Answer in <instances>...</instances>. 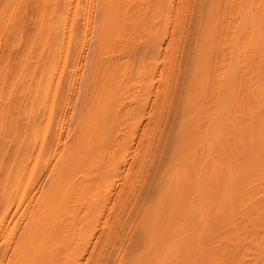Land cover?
I'll return each mask as SVG.
<instances>
[{"label": "bare ground", "instance_id": "bare-ground-1", "mask_svg": "<svg viewBox=\"0 0 264 264\" xmlns=\"http://www.w3.org/2000/svg\"><path fill=\"white\" fill-rule=\"evenodd\" d=\"M41 1L42 2H40V0L37 1V2L41 3V5L39 4L37 6L38 8L36 7L38 10L41 6L45 7L46 13H48V14L50 13L49 16H53L52 14L54 12H56V15L53 16V18L56 17L57 20L55 18L54 19H52V18L47 19V17L44 16L46 18L42 17V19H43V21L44 20L45 21L44 22L42 21L43 23L40 22L41 23L40 24L39 20L36 18L38 20V23H39L38 24L39 28L41 27L40 25H42V24L44 25V27L42 26L43 31L41 30L42 27L40 28V31L44 33V34L41 33L42 37L44 35L45 41H46V43H48L47 45L49 46V42L51 40L55 41V43L57 41V43H58V41L61 42L60 40L64 39V36H65L64 31H62L61 33L59 32V30H58L59 26L58 25H60V23H63V21H66L67 19L65 17L62 21L61 16L58 14V10L65 9L68 12L67 13L68 15H69V12H70V15H71V13H73V17H71V16L70 17L67 16V17L71 18V20H70L71 24H70L69 30H71V27H73V24H74V27H73L74 30H72V31L75 32L76 23H73V21H75V18H76L77 20L75 22H77L80 19L79 17H81V16L78 17L76 15H80V14L82 15L84 12L85 13L87 12L86 13L87 16L90 17L89 12H90V10H92V8L89 9L87 6H89L90 5L89 3H91L89 1H93V0H41ZM27 2H26V5H27ZM81 2L83 4H81ZM199 2L203 3V6L206 4V6L203 7L204 9L202 8V10L198 8L199 10L197 11V13L199 12L201 14H198L199 15L198 17L195 16V18L197 17V20L199 19V17L201 19L199 21L200 22V31H199V27L196 28V29H198L199 32L197 31V33H195L197 35L194 34L193 39L195 38V41H192V45H191L193 47V48L191 47V49L194 50V53L192 54L193 58L190 57L191 59H190L189 63H192V65L189 64L190 68L187 66V68L190 72L186 71L185 73L180 74L182 76L183 74L185 75L187 72L189 73L188 79H185L184 76H182L184 80H187V82L185 81L186 82L185 88L182 87L185 85L183 83V81H182V84H184V85L181 84V86H180V87H182L181 89L184 92V93H181L182 91L180 90L181 96H179V97H182V95H183V97H182L183 99L179 98L182 100V102L180 100L178 101V103L180 102V104L182 105V106H178V108L179 107L182 108V116H181V118H178L179 124H178V122H174V124H173L174 126L176 124H178V127H177V125L175 127L177 130L179 128V130L175 133V138L172 139V138L168 137L170 135L169 132L173 131L172 128H171V131H168L169 135H167L165 132H163L165 130L160 128V126H159L160 121L155 120L158 124L156 122H155L156 124L155 123L154 124L159 126L158 128H160V129L157 128L156 129L157 131H155V132H153L154 130H152V132L154 134H152V132H151L152 135L150 138H152V136H155V134L157 132L156 136L160 135L159 139L157 138V140H156V142H157L156 146L153 144L154 139L149 140L150 142L152 141L153 143L152 142L150 143L148 141L146 143L147 139H145V141L143 140L144 142L143 141L141 142V146H143L145 143H146V145L148 143L151 145L148 144L146 147H145V145L143 146L145 149L147 148V150H144L143 147H141V150H144L145 153H144V151L141 152V154L144 153V155L142 158L141 157L139 158L138 163H140L141 159L144 160L143 158H145V155H147V156H148V154L151 155L152 152H149L148 150L151 151L152 144L155 147H157L159 145L162 147L161 144L165 145L164 148H165V153H166V150L169 149L171 147L170 145L173 144V143L171 144L169 142V140L171 139L170 141H172V142H174V140H175L173 147H172L173 150L170 152V150L172 148L169 149L168 152L171 154H169L167 152V154L170 155V156H168L166 154L167 158L165 157L166 155L165 156L163 155V157L165 159H168L166 161V163L168 162L167 165L165 164L163 157L162 158L160 157L161 160L158 161V164H161V162L163 160L164 161L163 163L165 165L162 163L163 164L162 167H164V166L165 167L163 169L161 167V165H159L160 168H162V171H159V169H160V168H158L159 166L157 167V170H158L157 172H162V173H160V176H159L158 181H157V192L154 193L155 196L153 197V195H151L153 198L152 197L150 198V193H148V195H149L148 200L144 199L145 204H143L142 196L137 197L139 195V192L140 191L142 192V190L139 191V189L137 188L139 191L138 192L136 190L138 194H136L134 192L133 193H134V196L136 197V200L138 201V203L135 202V198L133 197L134 201L131 200V202L133 201L136 204L133 202L129 203L130 207L132 205L131 209H130V207L127 208L128 205H125L124 208H127L131 211L130 213L127 211L128 215H127L126 219L127 220L131 219V220L126 222L127 220H123V218H122V222L119 221V223L124 224V225H121V228L124 230L121 232H122V234L126 233V236L122 237V238L120 237L118 240H116V237H117V235L120 236L121 232L116 235L113 232H109V231H112V228H116L115 226L118 224L114 225V223H118L117 220L121 219L122 216L118 215V213L114 215V217H113L114 222L112 221V225H111L112 227L110 226L111 228H109V231H108L110 235H107L109 237L106 236L109 240V238L111 239V237L116 235V236H114L115 237L114 239H111V241L113 240L112 242L115 241L114 243H115V245H117V247L114 246V244H112V243H111V246L119 248L117 251H116V248H113V253H112L113 255L111 254V258L113 259V264H264V0H208L207 3H204V1L199 0ZM28 3L30 4V6H32L33 5L32 3H35V1L33 0L32 3L31 2H28ZM99 3H103V4H100V7L102 5V9L97 5V7H99V9H101L102 11H100L96 7L95 3L93 4V7L97 8L98 12H99V14H97V9H95L96 10L95 13L97 14L95 16H98L100 21L97 20L99 23L97 21L94 22V23L97 22L96 24H99V25H97L99 27L96 26L99 31L98 30L95 31V32H97V34L99 32V35H98V37L94 36V37H96V39L98 38V40H97L98 44H96L97 42H95V45L97 47H95V45H93L95 47V51H93L91 53H93V57H94L95 61L98 62V60H99L100 64L98 63L99 66L95 67L94 70L89 73V76H87L88 78L85 77L88 79V80L86 79L87 84H86V81H84V83H83L86 86L85 89L87 88V92L83 89L84 92H86V96L84 95V92H83V95L86 97L85 98L86 100L84 99L85 100L84 114H86V115L88 114V115L87 116L84 115V117H85L84 119H83V116H82V119H78L79 124H77L78 121H77V123H75L76 124L75 127H77L78 125L82 126V123L84 120V123L86 124V126H88V128L85 126L84 123H83L84 124L83 126L86 127L87 129L84 128L83 126L82 127L78 126V127L83 128L84 133L88 131L87 132L88 134H89V127L90 128L93 127L92 133H94V134H92V135L93 136L95 135V138L97 137V134L99 135L101 133V132H99L100 126H98V125H100V121H101L102 117L106 116L107 118L105 120L107 121V119H109V116L112 113H113L112 116H115L114 112L116 113L117 111L118 112L121 111L123 113V111L126 109L125 104H123L122 101H123V97H124V86L126 84V76L129 75V72L131 70V65H130V63L128 64L127 62H125V64L121 63L122 60L124 62V60L127 59L126 57H128V56L131 57V59H132L133 55L131 56V54H136V53H137V57L139 59V54H138V53H140V52H138L139 49L145 50V47H147L148 49L145 51L146 54L149 53V50H150L151 53H153V55H154V56L153 55L150 56L149 54H147L146 56L144 55L145 59L147 58L148 61L151 60L149 57L153 58V63H152V60H151V64L149 62V64L151 66H155V70H152V72L153 73L157 72L156 68L159 69V67H160L159 66V61H160L159 58L163 55L162 54L160 56V53L162 50L161 45H162V42L164 41V40L161 41V38L168 37L167 35L169 34L168 32L170 30V28H169V30H166L167 28L165 26V27H162L163 29L161 32L160 27H161V25H163V22L165 20L169 19V18L165 17L166 19L162 20L163 16H165L166 14L168 16H170L171 14H168V13L173 12L172 4L174 3V0H104V1L99 2ZM19 5H21V4H19ZM19 5H16V6H19ZM83 5H85V6H83ZM198 5L201 6V4H199V3H198ZM16 6L15 7L13 6L15 9V13L21 12L18 10L16 11V8H17ZM4 7H6L5 11H4V9L1 8L3 11V14L7 11V9L9 10V7L7 8V5L6 6L4 5ZM20 7L21 6H19L17 9H19ZM81 7L87 8V11H85L86 10L85 8H84L85 10H83ZM89 7H91V6H89ZM78 8H80L79 10L81 12L83 11V13H81L80 11H77ZM166 9H168L167 10L168 13H166ZM42 10L45 13L44 8ZM2 11H0V12H2ZM41 11H39V12L41 13ZM76 11H77V14H76ZM185 11H187V10H185ZM93 12H94V10H93ZM44 13L42 15H44ZM95 13L92 14L93 17H95L94 16ZM174 13H175V9H174ZM194 13H195V10L190 15L194 16ZM29 14H30V12H29ZM48 14H46V15L48 16ZM57 14L59 17L57 16ZM185 15H187V13ZM185 15L184 16L182 14L180 15V18H181V16H183L181 20H183L184 17H186ZM1 16L2 15H0V17ZM15 16H16V14H15ZM84 16L85 15H83V17ZM3 17H4V15H3ZM6 17L7 16H5V18ZM173 17H174V15H173ZM14 18H16V17H14ZM40 18H41V15H40ZM90 18H92V17H90ZM175 18L179 19V15H177ZM27 19H25V20H27ZM81 19L83 21V18H81ZM84 19L88 20L87 18H84ZM37 20H33L34 22L31 21L33 23L32 25H34L35 28L37 29V30H35L36 36L35 37L33 36V34H35V33L32 31L31 32L33 34H30V35H32L33 38H32V36L31 37L27 36L28 38H31L32 40H34V39L36 40V37L39 36V34H40L39 29L36 26L37 23H35V21H37ZM58 21H59V23H58ZM169 21L173 22L171 20H168L167 22L170 23ZM86 22L89 23L88 21H86ZM161 22H162V24H161ZM180 22L179 23L177 22V24L178 25L182 24V22L181 23ZM83 23L85 24L84 21H83ZM183 23H184V20H183ZM90 25H91V23H90ZM166 25H168V24L166 23ZM183 25H186V24H182L181 27H183ZM87 27H88V25L86 26V28ZM167 27H170V25ZM55 28L57 29V32H56ZM86 28H85V30H86ZM93 29L95 30L94 27H93ZM93 29H92V31H93ZM177 29H178V26H177ZM179 29H180V27H179ZM9 30L10 29L8 28V31ZM69 30H67V33ZM163 30H165V31H163ZM181 30L182 29H180V31ZM37 31L39 32V34L37 33ZM72 31H71V33H73ZM79 32L82 33L80 30H79ZM165 32L168 33L166 36H165V34H166ZM69 33H70V31H69ZM83 33H85L84 34L85 36L87 35L85 31ZM142 33L144 34L143 38H141L143 35ZM19 35L20 34L18 33V36ZM88 35H89V33H88ZM68 37H70V36H68ZM74 37H77V36H74ZM79 37H82V36H79ZM79 37H77V38H79ZM94 37H93V42H94ZM145 37H146V39H144ZM77 38H75L74 40L72 39L73 44L75 46L71 42L72 41L71 37L69 39H67L68 43L70 44V42H71V45L74 48L76 46H79V44H81L79 41L82 42V40H81L82 38L79 40ZM125 38L126 39L130 38L127 40V41H129L128 43H127ZM31 39L29 41L30 42L29 45L27 46V47L30 46L29 48H31V41H32ZM41 39L42 38L40 36L38 41H42ZM124 39L126 41L125 43H124ZM141 39H142L143 43L148 41L147 42L148 44L147 43L145 44L147 46H144L142 43V46H141L142 48L139 47V43L142 42ZM64 40H66V39H64ZM67 40L65 42H67ZM75 40H77L79 44L78 43L75 44L74 42H77ZM88 40H90V37ZM138 40L140 42L136 43ZM43 41H44V39H43ZM85 41L83 40L84 47H85ZM117 42L121 43V44L124 43V44L120 45V48H121L120 49L121 51H119L120 54L116 52V50L117 51L119 50V49H117L119 47V44ZM194 42H195V44H193ZM0 43H1V41H0ZM34 43H32V44H34ZM38 43L36 41L35 44L38 45L39 47L36 46L35 44H34V46H36V48L38 47V50H39L40 48H43V46H41V45L44 42L40 43L41 45H39ZM135 44H138V47H139L138 50H137V48H136L137 46H135ZM66 45H67V43H66ZM71 45H69L67 48L65 46L66 50L70 49ZM86 45H88V44H86ZM110 45L113 48H111ZM140 45H141V43H140ZM63 46H64L63 44H60V49L57 51L58 53L57 52L56 53L58 54V59H59L60 64L63 60V57H66L65 59H66L67 64H68L69 60H71L68 57L70 54L68 55V52L66 53ZM72 46H71V48H72ZM116 46H118V47H116ZM47 47L44 46V48H47ZM94 47H92V48H94ZM36 48H34L35 50L32 48V51H36ZM58 48H59V46H58ZM74 48H72V49H74ZM134 48H136V51ZM48 49H49L48 55H46L47 53H45L46 49H44L45 51H41V55L43 53L42 57L45 56V59L47 56H48L47 58H49L50 56L53 55V52L51 51V44H50V48L48 47ZM79 49L80 50L78 52L80 54L83 53V50H84L83 45H80ZM85 49H86V47H85ZM96 49H97V51H96ZM112 49L113 50L115 49V51H114V52H116V53H114L115 55L119 54L121 56V61H117V59L115 58L116 56H114V54L112 52ZM191 49H190V51H192ZM26 50L24 51L23 54H28V51H26ZM40 50H42V49H40ZM76 50H78V47H77V49L75 48L73 50V53ZM92 50H94V49H92ZM64 51L67 54V56H66V54H64ZM133 51H135L136 53L135 52L133 53ZM78 52L76 51L75 53H78ZM17 53H18V50H17ZM75 53H74V55L76 57L77 54H75ZM94 53H96V54H94ZM143 53H144V51H143ZM143 53H142V56L140 53V58H141L142 62H144L142 65H140V63H142V62H140L141 60L138 61V59H136L137 58L136 55L134 56L135 58L132 59V62L135 61L134 63H132L130 61L129 57H128L129 59H127L128 62L130 61L132 63V68L135 67L137 64H139L138 66H141L139 69H137V66H136V68H133L134 73H132L133 70H131L132 77H135L136 74L138 76H139V74L143 76L142 72H140L143 70L144 75H147V76L149 75V79L151 80V78H153V76L150 77V74H149L150 71L149 70L152 67L150 66V69L146 68V66L149 67L148 66L149 64L147 63L148 61L146 62L145 59L144 60L142 59V58H144ZM37 54L40 55V51H39V53L37 52L36 55ZM80 54H79V57L81 56ZM123 54H125V55H123ZM164 54H166V52ZM33 55H34V57L37 58V56H35V52H33ZM33 55H31V56H33ZM39 55H38V58L41 56V55L40 56ZM90 55H92V54H90ZM105 55L109 58H107ZM110 55H112L111 56L112 60L110 58ZM122 55L125 57L123 58ZM148 55H149V57H147ZM156 55H158V57ZM168 55L165 58H168ZM104 56H105V58H104ZM172 56H173V54L170 57L171 60H169V63H170V65L171 64H173V65H171V67H169V68H174V63H172L173 62ZM34 57L29 56V58H31L30 61H28L29 59H27V58H26L27 60L25 58L23 60V61H25V62H23V64L27 62L30 65V67L28 64H25L23 66V64L20 62L21 64L18 63V65H20V66L17 69L18 70L21 69L22 71H25V70H23V68L28 66L32 72H33V67H34V69H36V71H38L37 70L38 68H35L37 66V64L36 65L34 64V62H36L37 60H35L36 58L34 59ZM42 57H40V58L42 59ZM70 57H71V55H70ZM81 57H80V59H81ZM85 57H86V55H85ZM90 57H92V56H90ZM90 57L88 55L87 59L88 58L90 59ZM5 58L2 57L0 59H5ZM40 58H39V60H41ZM51 58L52 57H50L49 59H51ZM73 58H74V56H73ZM73 58H72V60H73ZM113 58L115 61H113ZM154 58L156 60L157 59L159 60V61L157 60L158 61V67H157V62H155L156 60H154ZM9 59L11 60L13 58L9 57ZM9 59L7 57L6 61L8 60L7 62H9L10 63L9 65L11 66L12 62H10ZM32 59L34 60V62ZM49 59H47V60H49ZM75 59L78 62L79 59H77V58H75ZM82 59H83V57H82ZM85 59H83V60H85ZM91 59H93V58H91ZM109 59H110V61H109ZM118 59L120 60V58H118ZM127 60H125V61H127ZM136 60H137V62H136ZM0 61L3 62L4 60H0ZM6 61H5V63L7 64L6 65V73H7L8 63ZM38 61H37L38 65L43 62V60H41V63ZM55 61H56V59H55ZM55 61L51 62L49 60L48 62L46 61V63H48V64L51 63V65H52V63L55 64ZM112 61H113V63H111ZM1 62H0V64H1ZM29 62L34 64V66H32V64H30ZM77 62L76 63L74 62L76 65L75 64H72V65H75L77 67ZM108 62H110V64H112V66ZM145 62L147 63L146 66H145ZM90 63H92V62H90ZM126 63H127V65H126ZM79 64H80V62H79ZM134 64H136V65H134ZM21 65L23 66V68ZM80 65L78 66V68L80 67ZM122 65L126 66L125 70H123L124 68H122L123 67ZM1 66H3V65L1 64ZM39 66L42 69V70L40 69V72H38L39 78L37 76L35 78V76L33 75L35 81H37L36 83L39 84V85H37L38 87H36V89L40 90L39 87L41 88V86H42L41 89L42 90L45 89L43 91H45L47 96L49 97V95L51 94L50 92H52V91H50V88L56 87V90L55 91L53 90V91L57 92V90H58L57 86L59 87L58 84L60 82L62 83V81H64L63 78L66 76H64V74L62 75V72H59L57 70L58 68L54 67L56 65L52 66L53 69H51L52 67H50V66H45V65L43 66V63H42V65H39ZM42 66H43V68L46 67V69H47L46 74H45V72L43 74V70L44 71H46V70L43 69ZM109 66H110V69H109ZM129 66H130V68L128 69ZM13 67L15 68L14 65H13ZM13 67H12V69H13ZM47 67L49 69L53 70V72L50 70V72H51L50 77H49ZM90 67H89V69H90ZM143 67H144V69H141ZM9 68L11 69V67H9ZM29 68L27 71H29V73H30ZM73 68H75V67L72 66V70H74ZM10 69H8V71H9L8 74L10 73ZM17 69L16 68L13 69L14 71H16V72H14V74L15 73L16 74L13 77H15V76L18 77L22 73L21 70H20L21 71L20 72ZM24 69H26V68H24ZM152 69H154V68H152ZM1 70L2 69L0 67V78L2 76H4V75H2L3 73L6 74L4 68H3L4 72L3 71L1 72ZM55 70H57V71H55ZM109 70H111V71H109ZM117 70H119L118 72H120V70H121V72L123 74V75L119 76V79H118L119 73L117 75H115L117 73ZM127 70H128V72H127L128 74L126 73L127 75H125V71H127ZM138 70H140V71H138ZM145 70H147L149 72L147 73V72H145ZM170 70H172V69H170ZM27 71L23 73V78H24V81L25 80L27 81V79H28L27 82H29L30 76H29V73ZM36 71L34 70L35 73H36ZM41 71H42V73H41ZM135 71H137V73ZM17 72H19L20 75H17ZM32 72H31V74H32ZM70 72H71V70H70ZM74 72H75V70H74ZM152 72H151V75L153 74ZM167 72L170 73L169 77L167 76L170 81H168V79L166 77L165 79H167V82H166V80H164V84L166 86V83H167V86H169V85L171 86L174 82V80H173V82L171 83L172 78L174 77L173 75H175L174 74L175 71L173 70L171 72V71L167 70ZM12 73H13V71H12ZM12 73H10V74H12ZM72 73H73V71H72ZM131 73H130V75H131ZM168 73H165V74L167 75ZM171 73H173V74H171ZM52 74H55V75H52ZM12 75H10L9 77L12 78ZM25 75L28 76V77H26L27 79H25V77H24ZM71 75L72 74H70V76ZM130 75H129V77H131ZM137 75H136L137 81H136V78L135 79L131 78V80H133V79L134 80L131 81V84L133 83V85L130 87L133 88V86L135 85L134 81L137 83L136 85H138V87L144 81L146 82L145 84H147V86H148V83L150 80L147 78V76H144L143 77L144 81L141 80L142 82L140 81L141 83H139L138 80L140 78ZM61 76H64V77L61 78ZM72 77H73V79H76V76L74 77L72 75ZM155 77H156V75H155ZM170 77H171V79H170ZM182 77H181V79H182ZM185 77H187V76H185ZM3 78L5 80V77H3ZM6 78H7V76H6ZM16 78H14L15 80L12 79L10 81L11 83H6L10 79H6L5 84H4V82H2L3 83L2 87L4 85L7 86V84L10 86V84L12 85L13 83H15V85H17L16 87H15V85H13L15 88H11V86H10V89H8L9 86H7L6 90L3 89V90H5L4 93H6V91H7L8 94L10 95L12 92V94H11V97H12L13 91H8V90L16 89L20 85L18 87V90L16 89L17 90L16 94L18 96H20V95L23 96V98H24L25 94H27V99H28V95H29L28 93L31 89L29 91L27 90L28 93H27V91H25L26 92L25 93L23 90V86L21 87V85L25 84V82L22 80L23 78H21V79H19V77L17 78L22 83L24 82L23 84L22 83L19 84L20 81L17 80ZM37 78L39 80H36ZM60 78L62 79V81L60 80ZM145 78H147V80H149V81H146ZM157 78H159V77H157ZM67 79H69V75L66 78V82L68 83ZM2 80L3 79H1V81ZM17 81H18V83L16 84ZM152 81L153 80H151L150 83H152ZM74 82H75V80H74ZM2 83H0V84H2ZM179 83H181V82L179 81ZM28 84H26L27 86L24 85L25 90H26V87H27V89H29ZM131 84H130V82L128 83V85H131ZM145 84H142V85H144L143 86L144 88H147V86ZM60 85L62 86V84H60ZM70 85L71 84H69V87H70ZM142 85H141V89L143 90L142 92L140 91L141 90L140 88H138L136 86L134 87L135 89L136 88L139 89V90L137 89L139 94H140V92L142 93L141 94L142 96L139 95L138 97L141 96L142 98H144L147 95L148 97L150 96V98H151V94L154 92L152 90H151L152 93H151V91L150 92L147 91L146 89H144L142 87ZM153 85L150 84V86L154 87ZM5 86H4V88H5ZM61 86L59 88H61ZM150 86H148V87H150ZM20 87L22 88V90ZM130 87L129 88L127 87V88L130 90ZM166 87L164 88L165 94H167ZM19 88H20V90H19ZM71 88H72V85H71ZM83 88H84V86H83ZM167 88H169V87H167ZM170 88L168 89V91L170 90ZM173 88H174V86H173ZM183 88L185 91L183 90ZM68 89L69 90H67V87H66L65 90H67V92L64 91V94H65V92L67 94L71 93L70 88H68ZM133 89H131V90H133ZM147 89L150 90V88H147ZM156 89H154V91ZM3 90H1V91H3ZM95 90H97V92ZM131 90L129 91V93H131ZM18 91H23L25 94L23 95V94H21V92H18ZM68 91H70V92H68ZM144 91H145V93H143ZM31 92L33 93V91H30V93ZM42 92L41 93L39 92V93L43 94L41 96H44V97H41V96L40 97H41V99L43 98V101H44V99L47 96L44 94L45 92H43V93ZM74 92H72V94ZM32 93H31V96H32ZM48 93H50V94H48ZM129 93H127V96H126V97H128L129 100L131 99V97H133L132 95L137 94V92H132L133 93L132 95ZM159 93H158V95H161V92H159ZM1 94H3V93L1 92ZM8 94H4L3 96L0 95V97L1 96L4 97L5 95H6L5 97H9ZM53 94L55 95L56 93H53ZM72 94H70V95L72 96ZM165 94H164V96L161 97V100H160L161 103H156V101L154 102V104L156 106L160 105V108H161V106H162V108L165 107V105L167 104L165 100H168L166 98L168 96H165ZM15 95H13V97ZM54 95L51 94L52 98ZM65 95H64V97H65ZM128 95H131V97L129 98ZM162 95H163V93H162ZM167 95H169V94H167ZM18 96H15V98L18 99L19 98ZM31 96H30V98H31ZM55 96L53 99H56L57 96L56 97ZM134 96H135L134 97L135 100L139 99V102L138 101L136 102L133 99V101L136 102V103L134 102V104L138 105L137 103H139L140 111L145 112L144 108L147 105V102H146L147 97L145 99H143V102H141L140 101L141 98H138L137 95H134ZM33 97H32L31 101H34ZM15 98H13L11 103H13ZM52 98H51V100H52ZM19 99H22V98H19ZM66 99L63 100V102H62L63 105L59 101H53L52 102V101H49L50 99L48 101L45 100L44 101L45 103L48 102L47 105H50V106L52 105L51 108H49L50 106L49 107L48 106L46 107V105L43 106L44 108L45 107L47 108L46 110H48V112H47L48 114L46 113L47 116L44 112H42V111L46 112V110L39 111L38 107H37L41 102H42L41 103V107H42V105L45 104V103L43 104V101H41L40 103L38 102L39 104L37 106L34 102H33V104L29 103V101H30L29 99H28L29 101H27V100L24 101L27 103V104L25 103L26 106L28 105V103L30 105L35 104V107H36L35 109L38 110L37 113L39 112L38 114H36V111L34 110V107H33L32 113H30V115L27 116V117H29L27 119L28 120L27 122H29V125L32 129V132L34 133V135L32 133H29V134H32V135H30V137L31 136L37 137L35 132H36L37 128H38V131L36 133L40 132L39 129L41 127V122L45 119L46 121L45 120L44 121L47 123H45L44 121L43 122L45 123L47 128L45 129L44 127H41V129H45L46 131H47V129L48 130L50 129L49 131H52L51 127H53L55 125V127H53L55 129L52 128L53 131L51 132V133H53L56 130L54 132V136H55L54 138L56 139L55 142L57 143V145L63 144V146H65L63 151L62 152L60 151L61 154L58 153V156L60 155V159L58 157L59 161L58 162L56 161L57 163L55 162V164H54L55 167H53V170H49L52 167L51 165H50L51 167H49V166H48L49 168L47 167V164L49 162L52 164V162L49 161L47 163L48 159H46V157H45L46 155L48 156L50 153L53 157L56 153V150L51 151V149H50L52 144H53L52 142H54L53 141L54 139H50L49 137H47V136L51 135L50 132H49L50 135L47 134V136L45 138L44 134H42L43 130H41L40 136H42V135L43 136L39 137V138H42V139L40 140L39 138H34L35 141L39 140L38 141L39 144H37V145H36L35 141L32 145L29 144L32 142L28 141L27 142L29 145L28 148L30 147L29 150H27V148L22 150L23 148H25V146H23L24 143H22V145H21V142L17 143V145L19 144L18 147H21V146L23 147V148L21 147L20 150H15V148H16L15 146H17L16 144H15V146L13 145L14 150L13 149L9 150L8 149L9 147L8 148L6 147L10 152L9 158H11V159H9L7 157V153H5L7 151V149L5 151L4 146L6 144V141L9 140V142L13 141L15 143V141H17V139L15 140L14 137L12 139H14L15 141L12 139H8V138H11L10 136H8V137L6 136V135L11 134V133H9V130H8V129H10V127H8L7 124H6L7 127H6V125L4 126V124H0V125H2L1 127L4 126L5 128H8V129H4L5 130L4 133H3V130L0 129V131H2V133H3L2 134L3 137L0 135V139L2 140V141H0V145H2V146L4 145L3 146L4 149L2 147H0V149L1 150L3 149V151H4V152H1V150H0V154L5 153L4 156H6L9 159V161L10 162L12 161L13 163L15 160L19 161V159H21V157H20L19 159L13 160L12 157L15 153L17 154V155L15 154L17 157L21 156L22 154H26L25 157H24V155L22 157H24L25 162H26V158L28 161L27 162L28 164L23 162L21 159L20 162H18L19 164L16 161H15V164H12V162L10 163L7 161L8 163L7 162L6 163L8 165L4 164L5 162H3V164L5 166L0 165V264H80L79 258H80V256H82V254L83 255L86 254V253H83V252H85L86 247H84L82 249V251L80 253H78L76 246L73 245V239L75 238L74 236L76 235L77 225L82 227V225L84 224L83 225V227H84L87 223H90L93 227L92 230H90L93 232V233L91 232V234H95L94 229H96L98 227L99 223L101 222L102 214L104 213V211H106V205H108L110 207V204L109 203L106 204V203L109 202L108 199L111 202V199L108 197H110V195H112L111 194L113 192L112 189H114V188L112 187V189H111V186H113L114 185L113 183H115V182L113 180L114 178H112L111 181H109V180L115 174V170L117 169V166L119 163L118 159L121 160V153H122V155L124 154L122 156V159H123L124 156L128 155L127 154V152L129 151L128 148L132 147L131 146L132 144L129 145L128 141H130L132 137H133L131 140L132 142L135 139L134 135L137 134V133H135L136 130L133 131L135 134L133 133L134 135H132L131 129H138L134 126L135 122L138 123V120H139V119L137 120L138 116L134 111H132V112H134L133 114L136 115L134 117L135 120L132 121V123L134 122L133 123L134 125H132L131 121H129V120H131V118H132L131 116L133 114H132V112L130 113V111H129V114H127V115L128 116H130V114H132V115L130 117H128V116L124 117L125 118L124 120L126 122L124 126H125V128L126 127L128 128L129 126H127V125H130V123H131L130 126H133L135 128L129 127L130 130H129V128L128 129L126 128V130H125V128L123 126L122 127L118 126L121 124V122L124 123V120H121V122H118V120L120 121V117L122 114H119L120 112L116 113L117 114L116 116L117 117L119 116L118 117L119 119L116 118L115 121H117V122H115V123L116 124L118 123V124L117 125L114 124L115 126L112 129V131H114V133H111V134L112 135L116 134L119 131V128H122V129L124 128L123 130L125 131V134H126V132L128 133V131H129L128 134L131 133L130 136H132V137H130L129 135H128L129 138L125 137L126 135L124 134V131L121 132L122 131V129H121V131H119V132L123 133L124 135H122L121 133L119 134V132H118V134L121 137L122 136L124 137L123 138L124 141L122 140V138L120 139V140H122V142L124 144L122 142H118L119 140H117V139L120 137L119 135H116L118 138L115 135H113L114 137H116L114 139H112L113 136L111 135V138H109L106 141L107 145H108V142L110 143L111 140L112 141L115 140L117 142L116 143L117 146L119 143V146H121V147L124 146L123 148H124L125 152L126 151L127 152L125 154V152L122 151L123 148L122 149L116 148V145L112 144L113 142L110 143L111 144L110 147L113 145L112 147L115 150L117 149L116 151H120V150L121 151L116 152L115 150H113L109 147L110 152H111V150H113L114 152H116V154L119 156V158L112 151L111 157L109 158V161L107 163V168L104 171L103 175L98 173L101 176V178H100V176H98L96 174L97 171L95 170L96 167L94 166L97 164V160L95 159L96 157L94 158L96 161H94V159H91L95 155L92 157L89 156V154H88L89 150H86V147H85L88 145V143H85V142H87V141L90 142V141L94 140V137L91 140L87 139L89 137V135H86L87 133L84 134L83 131L82 130L80 131V129L78 127L77 128L74 127L76 130L75 131L72 130L73 131L72 134L69 135L68 132H65L66 134L68 133L66 136L69 135V138H72V142L70 143L71 139H69L67 137H66V140L67 139L69 140V141L67 140L68 143L65 139H64V141H62V137L64 134L63 125H64V123H66V118H65L66 115H64L63 112L65 113V111H68V109L63 111V112H61L62 111L61 109H63L66 106H68L70 108V106H69L70 102H72V100H73V99L72 100L70 99V96H69V99L71 101L69 99L67 101ZM148 100H149V98H148ZM15 101L16 102L18 101L17 104L19 105V100H15ZM15 101H14V104H16ZM83 101H81L80 106H82ZM131 101H132V99H131ZM131 101H129V102H131ZM133 101L131 103H133ZM162 101H165V103ZM20 102H22V101H20ZM49 102H50V104H49ZM56 102H57V105H59V103L62 105L61 106L62 108L60 107V111H59V109H57L59 107H56V105H55ZM87 102H88V104H87ZM53 103H55V104H53ZM162 103H164L165 105ZM178 103H177V105H178ZM14 104H12V105H14ZM89 104H91V105H89ZM94 104H96V105L98 104L99 108L97 105L95 108L93 107L95 110L92 109V106H95ZM114 104H116V105H114ZM0 105H1V102H0ZM18 105H15L14 107H16V106L18 107ZM87 105L89 107H87ZM121 105L125 108L124 110H123V107H121ZM135 105H132V109L134 108L133 106H135ZM142 105L143 106L145 105V107L143 108ZM155 105L153 107H155L157 109V107ZM111 106H113V107L111 108ZM28 107H30V106H28ZM53 107L54 108L56 107L55 110H58V111L56 112L53 110L54 111V113H53V111H52ZM100 107H101V109H100ZM107 107H109L108 112H106ZM118 107L120 109L121 108L122 109L120 110ZM148 107H150V105H148ZM86 108L88 109L87 112H86V110H87ZM90 108L92 111L93 110L96 111L99 109L100 111L98 110L96 113L101 114L102 115L101 118H100L99 114H97V117L99 116V118H97L96 114L94 115V113L91 110H90V112H92V113H90L89 112ZM115 108L116 109L118 108L119 110L116 111ZM155 108H154V110H153V108L151 109L153 111L149 110L150 114H152L153 112L155 114L156 113L158 114L160 108H159V106H158L157 110H155ZM162 108L160 110L161 113L163 111H165L166 107L164 108V110ZM175 108H177V106ZM31 109H32V106H31ZM4 110L7 112L6 108H4ZM28 110H26V111L29 114V111H31V110H29V111ZM128 110H130V109H128ZM128 110L126 109V111H128ZM0 112H2L1 109H0ZM3 112L0 113V117H3L4 114H6V112L4 114H3ZM59 113L60 114L62 113V115L60 117H59V115H60ZM68 113H69V111H68ZM68 113H67V115H68ZM54 114H57L59 118L57 119V116ZM89 114H91L92 117L90 116V118H89ZM147 114H148V112L146 113V115ZM7 115L8 114H6L5 117L3 118L4 121L8 117ZM93 115H94V117H93ZM124 115H122V116H124ZM152 115H150V116H152ZM154 115H153V117H154ZM161 116H162V114H160V116L157 118L155 116V118L156 119L159 118L161 120ZM68 117H69V115H68ZM88 118L90 121L89 124H91V123L93 124V122L95 124L96 121L99 122V124L96 123L97 127L95 125L92 126V124H91V126H89V124H87ZM91 118H93V120H95V119H97V120L93 121ZM85 119H87V120H85ZM90 119L92 120V122ZM127 119H129V120H127ZM173 119H175V115H174ZM173 119H170V121H174ZM74 120H75V118H74ZM52 121H53V124H52ZM108 121H109L108 123H110V120H108ZM176 121H177V118H176ZM7 123H8V121H7ZM44 123L42 125H44ZM173 125L171 127H173ZM154 126H153V128H154ZM94 128H95V130H94ZM116 129H118V131ZM176 129H174V130L176 131ZM77 130L80 131L79 135H76V134H78ZM115 130H116V132H115ZM159 130H161V132H159ZM21 131H22V128H21ZM21 131H20V133H21ZM27 131H29V130H27ZM76 131H77V133H76ZM90 131H91V129H90ZM175 131H173V132H175ZM74 132H75V134H74ZM158 132L161 134H159ZM162 132H163V134H162ZM22 133H25V132L23 131ZM164 133L167 137L163 136ZM4 134L8 140L7 139L4 140ZM83 134H84V136H83ZM25 135H26V133H25ZM73 135H74V137H73ZM80 136H82V138ZM85 136H87V138H86L87 141L85 139ZM100 136L102 137V134H100L98 136V138H96L94 140L95 142L92 141L89 143V145L92 144L93 150H95L96 152L99 151V153L97 152L98 154H100V151L104 150L103 146L106 143V142L105 143L102 142L103 145L100 144L101 143V141H99L100 140L99 138H101ZM172 136H174V133ZM155 137H153V138H155ZM162 137H164V138H162ZM31 138H33V137H31ZM79 138H81V141H79ZM160 138H162V139L167 138L166 141L168 140L167 143H168V146H170V147L166 149V147H168L167 144H165L166 141L163 142V140ZM96 140L98 141L99 145H101V146L97 145L96 147L99 146V148H102V149L98 150L96 147L94 148L95 145H93V143L97 144ZM3 141H5V142H3ZM23 141H25V140H23ZM32 141H33V139H32ZM50 141L52 144L51 143L49 144ZM63 142L64 143L66 142L67 144H64ZM132 142H130V143H132ZM125 143H127L128 145ZM9 145H10V143H9ZM125 145L128 146V148ZM7 146H8V142H7ZM63 146H62V148H63ZM52 148H54V147H52ZM17 149H19V148H17ZM54 149H56V147ZM161 149H163V148H161ZM152 150H155V149H152ZM12 151H13V155H12ZM14 151H15V153H14ZM105 151L104 152L102 151L101 152L102 154L100 156H102L103 153L107 154L109 152L108 149H107L108 152L107 151L105 152ZM9 152H8V154H9ZM46 152H47V154H46ZM57 152H58V148H57ZM130 152H131V149H130ZM109 153H108V155H109ZM119 153H120V155H119ZM15 155H14V157H16ZM87 155L90 157V163L88 165H87V163H88L87 160H89L88 159L89 157ZM108 155H103V156L109 157ZM0 156L2 157L3 155H0ZM159 156L160 155H158V158H159ZM1 157H0V160L3 158V157L2 158ZM107 157H105V158H107ZM150 157L152 158L151 161H153V159L156 158L155 156L154 157L150 156ZM7 158H5V159L8 160ZM43 159L47 160V161L44 160V162H46V165H44L43 163L40 165V163L43 162V161H41ZM54 159H55V157H54ZM76 159H77L76 164H78V160L81 161L82 159H85L87 161L86 162L83 160L82 163L80 162L81 164L79 163V165L77 166L78 169L81 168L80 169L81 171L78 170L77 167H75L76 166V164H75L74 167H75V170L77 169L78 173L80 172V173L85 174V172H88V170H91L87 166H89L90 164L91 165L94 164L92 166L95 168L92 169V171H90L88 173L91 175L90 177H92L95 173L96 175H94L93 178L97 177V179H98V177H99V179L101 181V182H98L99 180L97 181L96 178L95 179L91 178V179L95 180L96 182H94L93 180H90L89 179L90 177L86 176V175H89L88 173H86L84 176H85V178L88 177V178H86V180L89 179L90 181L88 180L85 182V180H84L85 178L83 179L84 181H82L81 180L82 178L79 179L80 175H82V174L77 176L78 173L75 172L74 169L72 170L74 172L75 176L79 177L78 179L81 180L82 182H84L83 184L86 183V188L89 185V182L94 183V184L97 182L99 183V185H98L99 187L97 186L98 189L95 186H93V188H96L93 190L94 191V197L92 195L93 192L91 195L87 192L88 193L87 194L88 199H89V197L94 198V199H90L91 201L90 200L88 201V202H91L90 204L86 200H84L85 197H83L84 198L83 201H85V203L87 202L86 204H89L88 209L86 208L87 209L86 210L87 215L85 214L86 212H84V216L86 215L85 217L82 216L83 213H81L80 211H79L80 214L78 213V209L81 210V208H79L78 206L80 203L79 201H81L82 198L78 199L79 203L77 201H75L76 197L73 194H74V192L76 193L77 189L76 190L73 189L74 190V192H73V190L71 188H66V185L71 183L73 181V179H75L76 177L74 175H72L73 174L72 173L71 174L72 177H70V178H73V177H75V178H73L72 180H69L70 178L68 176L69 179L67 181H64L66 176L69 175L66 172L70 168V165L73 163V161H76ZM125 159L126 160H121V161L122 162L128 161L127 157ZM2 161L0 163H2ZM22 162H23V164L25 163L26 165L25 164L20 165V163H22ZM83 162L85 163L84 164L85 166L87 165L86 167L88 168V170H86L87 168L83 165ZM143 163L138 164V165H141V167L143 165V167H144ZM81 165L85 168V171H83V172H82L83 167ZM91 165H90V168H91ZM124 165H126V164L124 163ZM156 166H157V164H156ZM138 168L140 171L141 168L140 167H138ZM155 169H156V167L154 168V170ZM141 170H143V169H141ZM93 171H94V173H91ZM48 173H49L50 179L47 176ZM135 175H134V177H135ZM84 176H81V177H84ZM109 176H110V178H109ZM136 176L138 178V174ZM116 177H118L117 174H116ZM107 178L109 180H107ZM48 179L50 181H48ZM138 179L135 178V181L131 182L134 189H135V185L138 184V183L137 184L135 183L136 180H138ZM150 179H149V181H150ZM79 180L77 181V179H76L73 182L77 181L76 182V184H77L79 182ZM105 180H107V182L108 181L111 183L113 182L112 183L113 185L111 183H109V184L106 183ZM44 181H46L45 185L43 184ZM47 181H48V183H47ZM81 181L79 182L80 185L82 184ZM65 182H68V183H66V185H65L64 184ZM104 182L106 184H104ZM133 182L135 183V185ZM138 182H139V180H138ZM95 185H97V184H95ZM71 186H72V183H71L70 187ZM77 186H78V184H77ZM77 186H76V188H77ZM138 186H136V187H138ZM73 187H74V185H73ZM89 188H88L89 191L90 190L92 191L93 188L92 187H89ZM131 188H132V186L130 187V189ZM79 190H81V189L78 188L77 191L79 192ZM110 190H112V191H110ZM69 191L73 192L72 195H71V193H69ZM151 192H154V191H151ZM69 194H70V196H69ZM80 194H81V191H80ZM80 194L78 193L79 197L82 196ZM76 195H77V193H76ZM142 195H143V193H142ZM73 197H75V198H73ZM139 198H141V200H139ZM129 201H130V199H129ZM75 202H77V204ZM139 203H140V205L142 203L143 207H142V205L140 206ZM75 204L78 206L75 207L76 206ZM82 204H84V202H82ZM123 205H120V207L123 208ZM134 205L136 207L137 206H140V208L142 207L141 212H140V208L137 207V208H139L138 209L139 214L138 213L135 214L138 210H136L137 208L134 210V208H135ZM87 206L88 205L85 206V204H84V207H87ZM124 208H123V210H124ZM75 209L77 210V212ZM62 210H63V212L64 211L65 212L63 213ZM84 210H85V208H84ZM132 210H134V214L136 215V217L132 213ZM76 214L81 215L82 218L80 216H77ZM125 214H126V212H125ZM130 214H133V215H130ZM76 216L78 217L77 219L81 218L82 221L83 222L85 221V222L84 223L82 222L83 224L82 223L80 224L81 220H77V224H76ZM115 216H116V218L118 216H120V218L118 217L116 219ZM133 216L135 218H132ZM99 219H101V220H99ZM124 221L126 222V224L124 223ZM83 227L81 228V232L83 231L82 230ZM117 227H120V226L118 225ZM86 229H84V230H86ZM96 230H98V229H96ZM86 231L88 233L90 232L88 229ZM85 232H82V234H81L84 237V239H86L85 238L86 235L87 236L89 235L88 233L86 235H84ZM131 233L133 234L132 235L133 238H131V240H130L129 234H131ZM91 234L89 236H91ZM112 234H113V236H112ZM92 236H94V235H92ZM91 237H88V239H90ZM88 239H86V241ZM92 239L93 238H91V240ZM92 241H95V240H92ZM95 242L97 243V241H95ZM118 243H120V245H118ZM89 244H91V243L88 242L87 245H89ZM102 244H101L102 246L100 245V249H101L100 254L103 255V253H105L103 251L106 248L107 244L105 245V242H103ZM103 246H104V249H102ZM107 246L109 247V245H107ZM88 250H89V248H88ZM114 251H116V252L114 253ZM109 262H112V260L110 261V259H109Z\"/></svg>", "mask_w": 264, "mask_h": 264}, {"label": "rangeland", "instance_id": "rangeland-1", "mask_svg": "<svg viewBox=\"0 0 264 264\" xmlns=\"http://www.w3.org/2000/svg\"><path fill=\"white\" fill-rule=\"evenodd\" d=\"M0 1H1V2H0V11H2V9H4V11L6 10V9H5L6 7H4V5H5V6L7 5V8L9 7V10L7 9V11H6L4 14H3V11L0 12V15H2V16H1L2 18L0 17V29H1V30H0V41H1L0 45L2 46V47L0 46V47H1V48H0V54H1V55H0V58H2V57H3V58H5V57L7 58V57H8V59H9V57L13 58V59H11V60L9 59L10 62H12V63H11V66L9 65L10 63L7 62L8 60L6 61V58H5V59H0V60H4L3 62L0 61L1 64L3 65V66H1V64H0V67H1V69H2L1 72H2V71L4 72V70H5V73H6V65H7V64L5 63V61L8 63L7 73H6V74H4V73L2 74V73H1V74L4 75V76H2V77L0 78V83L4 82V84H5L6 79H10V80H8V82H6V83H11L10 81H11L12 79H14V78L17 77V76L13 77V76L16 74V73L14 74V72H16V71H14L13 69H15V68L17 69V68L20 66V65H18V63H19V64H21V63L23 64V62H25V61H23L24 58H25V59L27 58V59H29L28 61H30L31 58H29V56H30V57H34L33 52H35V56H37V58H38V55H39V54L36 55V53H37V52L39 53V51H40V55H41V51H45L44 49H46L45 53H47L46 55H48V53H49V52H48V50H49L48 47L50 48V44H51V51L53 52V55L50 56V57H52V58L49 59L50 57L47 58V57H48V56H47L46 59H45V56L42 57L43 53H42L41 56L39 55L40 57H42V59H41L40 57H39V58H40L41 60H43V62H42V63H43V66L45 65V66H50V67H52V66L56 65V66H54V67L58 68L57 70H58L59 72H62V75L64 74V76H66V77L61 76V78L64 77V78H63L64 81H62V79L60 78V80L62 81V83L59 81L60 83H59L58 85H59V87H60V86H61L60 84H62V86H61V88H59V87L57 86V88H58L57 92H54V91L56 90V87H55V88H50V91H52L53 93H56L55 95L57 96V97H56L52 92H50L52 95H54V96L56 97V99H53L54 96H53V98H52L51 94L48 93V94H50L49 97H48L47 94H46V92L43 91V90H45V89H43V90L41 89L42 86H41V88L39 87L40 90L36 89V87H38L37 85H39V84L36 83L37 81H35L34 76H35V78H36V76L39 78V76H38L39 73H38V72H40V69H41L40 66H39V65H42L41 60H39V58L37 59L36 57H34V59L36 58L35 60H37V61L39 60L38 62L41 63V64L38 65L37 61L34 62V60L32 59L33 62H34V64H35V65L37 64V66H38V67H37V66L35 67V68H38V69H37L38 71H36V69H34V67H33V72H32V71L30 70V68H29L30 65H29L27 62L24 63L23 66H24L25 64H28V65H29V67H28V66H27V67L29 68L30 73H29V71H27V70H28L27 67H24V68H26V69H24L23 66L21 65L22 68H23V70H25V71H22L21 69H19V70L17 69L18 71H20V70L22 71L21 75H20L19 72H17V75H20V76H18V77H19V79H21V78H23V73L27 71V72L29 73V76H30L29 79H30V80H29V82H27V81H28V79L26 78V77H28V76H26L27 74L24 76L25 79H27V81H26V80L24 81V78L22 79V80L25 82V84H23L24 82L22 83L19 79H17L18 77H17L16 79L20 81L19 84H21V83L23 84V85H21V87L23 86V90H24V92L27 91V90L29 91L30 89H31L30 91H33V93L31 92V93H32V96H31L30 91H29V93H28V91H27V93L29 94V95H28V99H29L30 101L32 100V97L34 96V97H33V98H34V101H31V102H30V101L27 99V94H25L26 92L24 93L23 91H18V92H21V94H23V95L25 94V96H24L25 99H24L23 96H21L19 93H18V94H19L20 96H18V95L16 94V92H17V90H18V87L20 86L19 84H18L19 86L16 88L17 90H16V89L8 90V89H10V86H11V88H15V87L17 86V85H15V83H13L12 85L10 84V86L7 84V86H9V88L7 89L8 91H13V95L16 94L15 96H18L19 98H22V99H19V98L17 97L18 99H16L15 96L13 97V95H12V97L15 98L14 101H15V100H19V105L17 104L18 101H17V102L15 101L16 104H14V101H13V103H11V101L13 100V98L11 97L12 92H11L10 95L8 94L7 91H6V93H4L5 90H6V88H7V86L4 85V86H5V88H4V86L2 87L3 83L0 84V95H2V96H3L4 94H8V95H9V97H5L6 95H5L4 97H2V96L0 97V98H1V99H0V102H1V105H0L1 108H0V109L2 110V112L4 111V112H3V114H4V113L6 112V111L4 110V108H6V110H7L6 114H8V115H7L8 117L6 118L5 121H4L3 118L5 117L6 114H4L3 117H0V124H4V126L7 124L8 127H10V129H8V128H5L4 126H3V127H4V128H3V127H1L2 125H0V129L3 130V133L5 132L4 129H8V130H9V133H11V134L6 135V136H7V137L10 136L11 138H8V139H12L13 137L15 138V140L17 139V141H15L14 139H12V140L15 141V143H14L13 141H11V140H10L11 142H9V140H8V139L6 138V136H5V134H6V133H5V134H4V140L7 139L8 141H6V144L4 143L5 146L3 145L5 149L3 148L2 145H0V147H2L5 151H6V149H7L8 147H9V148H8L9 150H10V149H13V150H14L13 147L15 146V144L17 145V143H20V142H21V145H22V143H24L23 146H25V148H23V147L20 145V146L23 148L22 150H24V149H26V148H27V150H29L30 147L28 148V146H29L28 143H27L28 141H31L32 143H29V144L32 145V144L34 143V141H35L34 138L42 137V136H43L42 134H44V137L46 138L47 134L50 135V133L53 131V129H55V128H53V127H55V125H54L53 127H51V130H52V131H49L50 129H49V130L47 129V131H46L45 129L47 128V126L45 125V123H47V122H45L46 120L44 119L45 121H44V120H43V121H44L45 123L42 121V122H41V127H44L45 129H41V127H40V129H39L40 132H41V130H43V131H42L43 133L41 134L42 136H40V132H39V133H36V132L38 131V128H37V130H36V132H35V134L37 135V137H36V136H35V137H34V136H31V137H33V138H31L30 135H32V134L34 135V133L32 132V129H31L30 125H29V122H27V121H28L27 119L29 118V117H27V116H29L30 113H32L33 107H34V110L36 111V114L39 113V112L37 113L38 110H39V111H41V110H46V109H47L46 107H47V106H48V107L50 106V105H47V104H48L47 101H48L49 99H50L49 101H52V102H53V101H59V102H61V104H62L63 100L67 98L66 100L68 101L69 96H70V99H71V100L73 99L72 102H70V105H69L70 108H69L68 106L64 107V106H65V105H64V106H63L64 108L61 109V110H62L61 112L65 111V110H67V109H68V111H69V113H68V111H65V113L63 112V114L66 115V117H65V118H66V123H64V125H63V127H64V134H65V135L63 134V137H64V138L62 137V141H64V139L66 140V137L69 138V135L72 134V132L76 130L75 128H77L78 126H81V125H78L77 127H75V126H76L75 123H77V121H78L77 124H79V120H78V119H82V116H83V119H84V118H85L84 115H85V116L88 115V114H87V115L84 114V111H85V107H84V105H85V100H86V99H85V98H86L85 96H86L87 88L85 89L86 86H85V84H83V83H84V81H86V79L88 78L87 76H89V73H90L91 71H93L95 67L99 66L98 63L100 64L99 60H98V62L95 61V59H94V57H93V53H91V52L95 51V47H97V46L95 45V42H97L98 38L96 39V37H94V36H97V37H98V35H99V32H98V34H97V32H95L96 30H98L97 27H99V26H97V25H99V24H96V23L98 22L97 20H99V18H98V16H95V15L99 14L98 9H99V7H100V4H103V3H99V2H102V1H104V0H101V1H100V0L89 1V2H91L92 4L89 3V4H90L89 6H91V7H89V6H87V7H88L89 9L92 8V10H90V12H89V11H88V12H89V14H90L89 16L92 17L93 19L87 16V14H86L87 12H86V13H85V12L83 13V11L81 12V11L79 10L80 8H78L77 11H80V12L83 13V14L81 15V14L78 12L80 15H76V16H78V17L81 16V17H79V18H80V19L83 18V21L85 22V24L83 23L82 19L80 20L78 17H77V18L79 19V21L75 22V21L77 20V19L75 18V21H73V23H76V26H75V27H76V30H75V32L72 31V30H74V28H73V27H74V24H73V27H71V30H69V28H70V24H71V21H70L71 18H69V17H70V16L73 17V13H71V15H70V12H69V15H68V14H67L68 12H67L65 9H63V10H62V9L58 10V14L61 16L62 21H63V19H64L65 17H66V19H67V20L65 19L67 22H66V21H63V23H60V25H58V26H59V28H58L59 32L61 33L62 31H64L65 36L67 35L66 37L64 36V39H66V40L69 39L70 37H71V40H72V39L74 40L75 38H77V37H79V36H82V37L77 38L78 40L82 38V39H81L82 42L79 41L81 44H79L77 40H75V41H77V42H74V43H75V44H76V43L79 44V46H76V47H75L76 49H77V47H78V50H76L77 52L80 50V49H79V48H80V45H83V49H84V50H83V53H81V54H80L79 52H78V53H75L76 51H74V53L77 54L78 57H79V54H80V55L83 57V59L86 58L85 60H83L81 56H80L81 59H80V57H79V58H78L77 56L75 57V55H74V53H73V50H74L75 48L71 45V42H72V44H73V40H72L71 42L69 41L70 44L68 43V40H67V42H65L66 40H64V39H62L63 41L59 39L61 42L58 41V43H57V41H56V43H55V41L51 40V41L49 42V46L47 45L48 43H46L45 38H44V35H43V37H42V34H41V33H43V32L40 31V28H41L42 26L44 27V25H43V24L40 25L41 27L39 28V27H38V26H39L38 24H39L40 22L43 23V22L45 21V20L43 21V19H42V17H44V16H46L47 19H48V18H49V19H51V18L54 19V18H55V19L57 20V18H56V17L53 18V16L56 15V12H54L55 14H54V13L52 14L53 16H49L50 13H49V14L46 13L45 7H43V6H41V7L39 8V10L37 9V8H38L37 6H38L39 4L41 5V3H40V2H42L41 0H40V2H37L38 0H37V1L34 0L36 4H35V3H32L33 0H32V1H31V0H30V1H29V0H26V1H25V0H0ZM27 1H28V2H31L33 5L31 4L32 6H30V4H29ZM197 1H198V2H197ZM202 1H204V3H207L208 0H202ZM18 2H19V3H18ZM26 2H27V5H26ZM185 2H186V3H185ZM189 2H190V3H189ZM6 3H7V4H6ZM12 3H13V4H12ZM94 3L96 4V7H97V5L99 6V7H97L98 9L93 7V4H94ZM198 3L201 4V6L198 5ZM19 4H21V5H19ZM28 4H29V5H28ZM34 4H35V5H34ZM81 4H83V3L81 2ZM12 5H13L14 7H15L16 5L21 6V7L19 8L20 10L17 9L19 6H16V7H17V8H16V11L18 10V11H21V12H18V13L16 12V13H15V9H14V7H13ZM25 5H26V6H25ZM42 5H43V4H42ZM187 5H188V6H187ZM34 6H35V7H34ZM83 6H85V5H83ZM83 6H82V7H83ZM205 6H206V4L203 6V3H200L199 0H181V1H180V0H174V3L172 4L173 12H172V13H168V12H167L168 9H166V13L171 14V15H170L171 17L168 16V15L166 14L165 16H163V19H162V20H164V19H166V18H169L168 20H171V21H173V22H170V21H169L170 23H168V22H167L168 20H165L166 22H165V21H164V22L162 21L164 26L161 25V27H160V28H161V30H160L161 32H162V29H163L162 27H165V26H166V28H167V29L165 28L166 30H169V28H170V30H169V32L167 31L169 34L166 33V32H165L166 34L164 33L165 36L168 34V35H167L168 37H166V38H165V37L161 38V41H163V40H164V41L162 42V45H161V46H162V48H161L162 50H161L160 56L163 54V55H162L163 57H162V56H161V57L159 56V57H160V58H159L160 61L157 59V60L159 61V66H160L159 69L156 68L157 72H154V73H153L152 70H155V66H151V65H150V64H151V60H152V63H153V58L149 57V55L152 56L153 53H151L150 50H149V53H147V54H149L147 57H149V58L151 59V60L148 61L147 58L145 59V56L147 55L145 51H146L148 48L145 47V50H144V49H139V47H141V46H142V43H143L142 39H141L142 42H140L139 40L136 42V43H138V42L141 43V45H140V43H139V47H138V44H135V46H137V47H136L137 50L139 49L138 52L141 53V56H142L143 51H144V53H145V54L143 53V57H144V58H142V59H143V60L145 59L146 62L148 61V62H147L148 64H149V62H150V64L148 65L149 67L146 66L147 63L145 62V66H146V68L150 69V66H151L152 68H154V69L151 68V69L149 70L150 72L147 71V70H145V72H147V73L149 72L150 77L153 76V78H151V80H153L152 83H150L151 80L149 79V75H148V76H147V75H144L143 70L140 71L141 69H144V67L141 68L140 70H138V71L142 72L143 76L140 75L139 73H138V74H139V76H138V75L136 74L137 71H135V72H136L135 74L140 78V79L138 80L139 83L142 82L141 80L144 81V79H143L144 76H147V78L150 80V81H149V80H147V78H145L146 81H149V83L147 82V83H148V86H150V84H151V85L154 84V85H153L154 87H152V86L148 87L147 84H145V83H146L145 81H144L143 83H141V85H142V84H145V85L147 86V88H150V90H148L147 88H144V87H143L144 85H142V87H143L144 89H146V90L149 91V92H150L151 90L154 92V93H152V91H151V93H152V94L150 93V94H151V98H150V96L148 97L146 94H145V95H146L147 98H146V97H144V98L141 97V96H142V95H141V94H142L141 92H142L143 90L141 89V85H140V84H139V85H140L139 87H138V85H136L137 83H136L135 81H134L135 85L133 86V88H134L135 86L138 87V88H140V89H141V90H140V91H141L140 94H139V92H138V90H139L138 88H136V89L134 88V89H135V90H134L133 88L130 87V86L133 85V83L131 84V81H133V80L136 78V75H135V77H132V73H134L133 68H136V66H137V69H139V68L141 67V66H138L139 64H137V65L134 64V65H136V66L132 68V63L135 62L134 60H133L134 62H132V59L135 58V57H134L135 55H136V57H137V53L135 52V51H136V48H134L135 51H133V53L135 52L136 54H131V56L133 55V56H132V59H131V57L128 56V57L130 58V61H131L132 63H131L130 61L128 62V60H127V59H129L128 57H126L127 59H125V60H127V61L124 60V62H123V60H122V62H121V63H123V64H125V62H127L128 64L130 63V65H131V70H133V72L131 73V70H130L129 75H130V73H131V75H130L131 77H129V75H127V74H128V73H127L128 70L125 71V75H127V76H126V84H127V85L125 84V86H124V97H123V101H122L123 104H125L126 109H127V110L130 109V110L126 111V109L121 105V107H123V110H124V109H125V110L123 111V113H122L121 111H119V112H120V113H119L117 110H119L120 108H119V107H118L119 109H118V108H117V109L115 108L116 111H117L119 114H122V115L125 114L124 116L121 115V117H120V121L118 120V122H121V120H124V119H125L124 117H125V116H128L127 114H129V111H130V113H131L132 111H134V112L137 114V116H138V118H137V120L139 119V120H138V123L135 122V125L133 124L134 122L132 123V121L135 120L134 117L136 116L135 114H133L134 112H132V114H133L134 116H133L132 114H130V116L132 115L131 117H132L133 119L131 118V120H129V119H127V120L131 121L132 125H134V126H135L136 128H138V129H131V131H132V132H131L132 135H134L135 133H137V134L134 135V136H135V139L133 140V142H134V141H135V142L133 143V142L131 141L132 138H133L132 136H130L131 133L128 134L129 131L127 130L128 133L126 132V134H125V131L123 130V129L125 128V126H124L125 123H126L125 120H124V123L121 122V124L118 125L119 127H122V126H123V127H124L123 129H122V128H119V127L117 126V127L119 128V131H121V129H122L121 132L124 131V134L126 135L125 137H128V135H129L130 137H132L131 140L129 139L130 141H128L129 145L132 144V145H131L132 147H129V148H128V146L125 145V146L129 149V151H128L129 153L126 151L128 155H127V156H124L125 158H126V157L128 158V159H127L128 161H125V162H122V161H121V160H126L124 157H123V159H122V156H123L124 154L122 155V153H121V160L118 159V162H119V163H118L117 169L115 170V174H114V176L111 175V176H112L111 178H110V176H109L110 180L107 178V180H109V181H111V179L114 178L113 180H114V182H115L116 184L112 182V183L114 184V185H113L111 182H109V181L107 182V180H105L106 183H108V184L111 183V184L113 185V186H111V189H112V187H113L114 189H112V190H113V192L111 193L112 195H110V197H108V198L111 199V202H110V200L107 198L109 202H107L106 204L109 203V204H110V207H109L108 205H106V211H104V213H103L104 215L102 214V217H103V218L101 217L102 220L99 219V220H101V222H100L99 225H98L99 228H98V227L96 228V229H98V230L94 229V230H95L94 233H95L96 235H95V234H91L92 231H90V230H92L93 227H92V225H91L90 223H87V224L85 225L86 227L84 226L85 228L83 227V225H84L83 223H84L85 221L83 222L81 218H82V216H84V212H86V210H87L88 207H89V204L91 203V202H88V201H89L90 199H94V198H92V197H89V199H88V198H87V194L89 193V194L91 195L92 192H93L92 195H93V197H94V191H93V190L96 189V188L98 189V187H99V186H98V185H99L98 182H101V181H100L99 177H98V179H97V177H95V178L97 179V181L99 180L97 183H95V184H97V185H95L94 183L89 182V185H90V186L88 185L87 188H86V183L83 184L84 182H82V181L85 180V182H86V181H88L89 179H90V180H93V179H95V178H93V177H94V175H96V174H97L98 176H100L99 174L103 175L104 171H105L106 168H107V163H108V161H109V158L111 157L112 151L115 150V149L112 147L113 145L110 147V145H111L110 143L113 142L112 144H115V145H116V148H119V149H122V148L124 147V146H123V147L119 146V143H118V146H117V144H116L117 142H116L115 140H114V141L111 140L110 143L108 142V145H109V146L107 145V142H106L109 138H111V135H112L111 133H114V131H112V129H113V127L115 126L114 124H116L115 122H117V121H115V119H116V118L119 119V118H118L119 116H118V117L116 116V115H117V114H116L117 112H116V113L114 112L115 116H112V114H113V113H112V114L109 116V119H107V121L105 120L107 117L104 115L105 117H102V119H101V121H100V125H98V126H100L99 132H101L100 134H102V137L100 136L101 138H99V139H100L99 141H101L100 144L103 145V143L106 142V143L104 144V146H103L104 150H102V151L104 152L105 150L107 151V149H108L109 152H110L109 147H110L111 149H113V150H111L110 153L107 151V152L109 153V155H108V153H107V154L103 153V155H108L109 157H107V156H103V155L100 156V155L102 154V153H101L102 151H100V154H98L99 151H97V152H98V153H97L95 150L92 149V148H93V147H92V144H90L91 146L89 145L90 142H92V141L95 142L94 140H95L96 138H98V136H99L100 134H99V135L97 134V137L95 138V135H94V136L92 135V134H94V133H92V132H93V131H92V128H93V127H91V128L89 127V134L87 133L88 131L85 132V133H87L86 135H89L88 138H87V136H85V139L87 138V139H90V140H91V139H93V137H94V140H92V141H90V142L87 141V139H86L87 142H85V143H88L89 146L87 145V146H85V147H86V150H89V151H88L89 156L92 157V156L95 155V156L92 157L91 159H94V158L96 157L95 159L97 160V164H96L95 162H94V163H95L96 165L92 164V165H94L96 168L93 167L91 164H90V165H91V168H90V165L87 166V165L90 163V157L87 155V156L89 157V158H88L89 160H87L88 163H87L86 166H87L89 169H91V170H88V168L84 165V164H85L84 162H83V165L87 168L86 170H88V172L92 171V169L95 168V170L97 171V173L95 174L94 171L91 172V173H94V175H93L92 177H90L91 175H90L88 172H85V174H86V173L89 174V175H86V176H89V177H90L88 180H86V178H88V177L85 178V176H84L85 174L80 173V172H79V173L77 172V169H78L77 166L79 165L80 162L82 163L83 160L86 161V160H85V159L87 158V157H86L85 159H82L81 161L78 160V164H76V163H77V159H76V161H73V163L70 165V168H69L68 171L66 172V173H68L69 175L66 174V175H67L66 178L64 177V178H65L64 181H67L70 177H72V175L75 176L74 172L72 171L73 169L75 170V167H77V169L75 170V172L78 173L77 176L80 175V174H82V175H80V178L75 176L76 178L73 177V178H75V179H73V178H70V179H69V180H72V179H73V181L77 179V181H78L79 179L82 178V179H81L82 181L79 180V182H80V181L82 182V184H81L82 186L80 185L79 182L77 183V184H78V186H77V184H76L77 181H75V182H73V181L71 182V181H70V182L72 183V186H71V187H70L71 183H69L70 185H69V184L66 185V183H68L69 181H68V182H65L64 184L66 185V188H71L72 190H73V189H75V190L77 189V190H78V188L81 189V190H79V192L76 190L77 195H78V193L80 194V191H81V194H80V195H82V196H80V197H79V195L77 196L76 193H75L74 190H73V192H74L73 195H75V197H76V199H77V200L75 199V201L78 202V199L82 198L81 201H79L80 203L78 202V203H79V206L76 205L77 202H75V203H76V204H75V205H76L75 207L78 206L79 208H81V210H79V209L77 208V209H78V213H79V214H80V212L83 213L82 216L79 215V214H76L77 216H80V217H81L80 219H77L78 217L76 216V224H77V220H81V221H80V224L83 222V223H82V224H83V225H82V227H83V229H82L83 231H82V232H85L87 229L90 231L89 233L86 231L85 234H84V233H83V234L86 235V234L88 233L89 235L91 234V236L94 235V236H92V237L89 236V235H88V236L86 235L85 238L88 239V237H91V238H93L92 240L97 241V243H96L95 241H92L91 238L88 239V240L86 241V239H84V237L81 235V234H82V232H81V228H82V227L77 225V227H76V228H77V231H76V235L74 236L75 238L73 239V245L76 246L78 253H80V252L82 251V249H83L84 247H86L85 252H83V253H86L85 255H83V254L81 253L82 256H80V255L78 254V255L80 256V258H79V263H80V264H113V259L111 258V254L113 253V248H116L117 245H115V243H114L115 241L112 242L113 240L111 241V239H114V238H115L114 236H116L117 234H119L121 231H124V230L121 228V225H124V224H123V223H119V221L122 222V218H123V220H127V219H126V217H127V215H128L127 211H128L129 213L131 212V211H130L129 209H127V208L130 207V206H129V203H132V202L134 201V200H133V197L135 198V202L138 203V201L136 200V197L134 196V193L138 194V193H137L138 189H139V191L142 190V192L140 191L141 193L138 191V192H139V195H138V196L136 195V196H137V197L142 196L143 204H145V203H144L145 200H148V196H149L148 193H150V198H151V197H152L151 195H153V197H154V196H155L154 193L157 192V181H158V178H159V176H160V173H162V172H157V171H158V170H157V167H158L159 165H161V167H162L163 164H164V163H163L164 161H165V164L167 165L168 162L166 163V161H167L168 159H165V158L163 157V155L165 156V155L167 154V152L169 151V149H171V148L173 147V144H174V142H175V140H174V142H172V141H170V140H171V139H170L169 142H170L171 144L173 143L172 145H170V146H171V147H170V146H168V143H167L168 140L166 141L167 138H166V139H162V138H164V137L166 136V135H165V133H166L167 135L170 134L168 137L174 139V138H175V133L179 130V128H178V130H177L176 127H175L176 125H177V127H178V124H179V119H178V118H181V116H182V108H181V107L178 108V106H182V105L180 104V102L178 103V101L180 100V101L182 102V100L179 99V98H182V97H183V95H182V97H179V96H181V95H180V90L182 91V89H181L182 87L185 88V86H186L185 83L187 82V80H184L182 76H184L185 79H188L189 73L187 72V73H188V74L186 73L187 75H186V74H185V75L183 74L182 76H181L180 74L185 73L186 71H189L188 68H187V66L189 67V64L192 65V63H189V62H190V59L193 58L192 54L194 53V50L191 49V47H192L191 45H192V41H195V38L193 39L194 34L197 33V31H198V29H196V28L199 27V31H200V22H199V21H200L201 18L199 17V19L197 20V17L199 16L198 14H201V13H199V12L197 13V11H198L199 9L202 10V8L205 7ZM36 7H37V8H36ZM82 7H81V8H82ZM180 7H181V8H180ZM1 8H2V9H1ZM43 8H44L45 13H44L43 10H42ZM84 8H85V7H84ZM84 8H82V9H83V10L86 9L85 11H87V8H85V9H84ZM100 8L102 9V5H101ZM190 8H191V9H190ZM193 8H194V9H193ZM198 8H199V9H198ZM40 9H41L42 11H41ZM95 9H97V14L95 13V12H96ZM101 9H99V10L102 11ZM174 9H175V13H174ZM203 9H204V8H203ZM13 10H14V11H13ZM93 10H94V12H93ZM185 10H187V11H185ZM194 10H195V13H196V14L194 13V16L190 15ZM201 10H200V11H201ZM36 11H37V12H36ZM39 11H41V13H40ZM77 11H76V14H77ZM184 11H185V12H184ZM203 11H204V10H203ZM24 12H25V13H24ZM29 12H30V14H29ZM47 12H48V11H47ZM92 12L95 13L94 16H95L96 18L93 17V15H92L93 13H92ZM201 12H202V11H201ZM14 13L16 14V16H15ZM23 13H24V14H23ZM36 13H37V14H36ZM43 13H44V15H42ZM178 13H179V14H178ZM184 13H185V14L187 13V15H185ZM39 14L41 15V18H40V15H39ZM46 14H48L49 17H48ZM58 14H57V16H58ZM181 14H182L183 16L185 15V16L187 17V18L184 17V19H183V20H184V23H183V20H181L183 16H181V18H180V15H181ZM3 15H4V17H3ZM26 15H27V16H26ZM83 15H85V16L83 17ZM173 15H174V17H173ZM177 15H179V19H176V18H175ZM5 16H7V17L5 18ZM21 16H22V17H21ZM67 16H69V17H67ZM86 16H87V17H86ZM167 16H168V17H167ZM195 16H197V17L195 18ZM14 17H16V18H14ZM20 17H21V18H20ZM46 17H44V18H46ZM58 17H59V16H58ZM99 17H100V16H99ZM165 17H166V18H165ZM172 17H173L174 19H173ZM7 18H8V19H7ZM17 18H18V19H17ZM27 18H28V19H27ZM36 18L39 20V23H38V20H37ZM61 18H60V19H61ZM68 18H69V19H68ZM84 18H87L88 20H86V19H84ZM100 18H101V17H100ZM170 18H171V19H170ZM25 19H27V20H25ZM41 19H42V20H41ZM58 19H59V18H58ZM89 19H90V20H89ZM94 19H95V20H94ZM172 19H173V20H172ZM8 20H9V21H8ZM33 20H37V21H35V23H37V25H36L35 23H34V24L37 26V28L39 29V32H40V34H39V32L37 31V33L39 34V36H37L38 38L36 37V40H35V39L32 40L31 38H28V37H31V36H32V35H30V34H33L32 32L35 33V32H36L35 30H37V29L35 28V26L32 25L33 23H32L31 21H33ZM40 20H41V21H40ZM68 20H69V21H68ZM85 20L88 21L89 23H87ZM176 20H177V21H176ZM178 20H179V21H178ZM196 20H197V21H196ZM5 21H6L7 23H6ZM26 21H27V22H26ZM42 21H43V22H42ZM59 21H60V20H59ZM59 21H58V23H59ZM90 21H91V22H90ZM95 21H97V22L94 23ZM99 21H100V20H99ZM180 21L182 22V24H186V25H183V27H181L182 24H179V25H180V26H179V25L177 24V22L179 23ZM185 21H186V22H185ZM11 22H12L13 24H12ZM33 22H34V21H33ZM65 22H66L67 24H66ZM162 22H161V24H162ZM181 22H180V23H181ZM10 23H11L13 26H12ZM41 23H40V24H41ZM68 23H69V24H68ZM86 23H87V24H86ZM90 23H91L92 26L90 25ZM98 23H99V22H98ZM166 23H167L168 25H166ZM187 23H188V24H187ZM83 24H84V25H83ZM9 25H10L11 27H10ZM28 25H29V26H28ZM64 25H65V26H64ZM67 25H68V26H67ZM87 25H88L89 28H88V27L86 28ZM93 25H94V26H93ZM169 25H170V27H167V26H169ZM84 26H85V27H84ZM96 26H97V27H96ZM177 26H178V29H177ZM43 27L41 28L42 31H43ZM93 27L95 28V30L93 29ZM179 27H180V29H182L181 31H180ZM8 28L10 29L9 31H8ZM33 28H34V29H33ZM56 28H57V27H56ZM56 28H55V30H56V32H57V29H56ZM72 28H73V29H72ZM85 28H86L87 31L85 30ZM91 28L93 29V31H92ZM175 28H176V29H175ZM186 28H187V29H186ZM32 29H33L34 31H33ZM67 30L70 31V33H69V31H68V33H69L70 35L67 33ZM79 30H80L81 32L84 30V31L86 32L87 35H86V36L84 35V34H85V33H83L84 31H83L82 33H80ZM89 30H90V31H89ZM175 30H176V31H175ZM28 31H29V32H28ZM31 31H32V32H31ZM65 31H66V32H65ZM71 31H72L74 34L71 33ZM88 31H89V32H88ZM98 31H99V30H98ZM163 31H165V30H163ZM184 31H185V32H184ZM199 31H198V32H199ZM30 32H31V33H30ZM90 32H91V33H90ZM18 33L20 34L19 36H18ZM26 33H27V34H26ZM88 33H89V35H88ZM95 33H96V34H95ZM43 34H44V33H43ZM142 34H143V33H142ZM142 34H141V35H142ZM162 34H163V33H162ZM162 34H161V35H162ZM198 34H199V33H198ZM29 35H30V36H29ZM72 35H73V36H72ZM78 35H79V36H78ZM145 35H146V34H145ZM192 35H193V36H192ZM195 35H197V34H195ZM17 36H18L19 38H18ZM27 36H28V37H27ZM33 36L35 37V36H36V33L33 34ZM33 36H32V38H33ZM40 36H41V38H42V39H41L42 41H38ZM68 36H70V37H68ZM74 36H77V37H74ZM143 36H144V34L142 35L141 38H143ZM146 36H147V35H146ZM162 36H163V35H162ZM20 37H21V38H20ZM73 37H74V38H73ZM85 37H86V38H85ZM89 37H90V40H88ZM93 37H94V42H93ZM59 38H60V37H59ZM164 38H165V39H164ZM5 39H6V40H5ZM14 39H15V40H14ZM20 39H21V40H20ZM28 39H29V40H28ZM30 39L32 40V41H31V48H29L30 46L27 47V46L29 45V43H30V42H29ZM43 39H44V41H43ZM125 39H126V38H125ZM125 39H124V43H125L128 39H130V38H127L126 41H125ZM144 39H146V37H145ZM144 39H143V40H144ZM13 40H14V41H13ZM83 40H84V41L86 40V41H85V47H86L87 50H86L85 47H84V42H83ZM6 41H7V42H6ZM36 41H37V43L39 42V43H38L39 45H41L40 43L44 42V43L41 45V46H43V48H44V46H45V47L48 46V47H47V48H44V49H43V48H40V49H42V50H40V49L38 50V47H39V46L35 44ZM87 41H88V42H87ZM121 41H122V40H121ZM144 41H145V40H144ZM161 41H160V42H161ZM180 41H181V42H180ZM24 42H25V43H24ZM34 42H35V43H34ZM62 42H63V43H62ZM64 42H65V43H64ZM89 42H90V43H89ZM128 42H129V41H127V43H128ZM147 42H148V41L144 42L143 45H144V46H147V45H145ZM9 43H10V44H9ZM11 43H12V44H11ZM32 43H34V44H35L36 46H38V47L36 48V46H34V44H32ZM59 43H60V44H63V45H64L63 48L65 49L66 53L68 52V55H69V54L71 55V57H70V55L68 56L69 59H71V60L68 59V60H69L68 64H67V61H66V59H65L66 57H63V60H62L61 64H60V62H59L58 54H57V53H58L57 51L60 49V44H59ZM66 43H67V45H66ZM82 43H83V44H82ZM117 43H118V42H117ZM117 43H116V44H117ZM124 43H122V44H124ZM172 43H173V44H172ZM7 44H8V45H7ZM52 44H53V45H52ZM86 44H88V45H86ZM96 44H98V42H97ZM118 44H119V47H118V46H116V47H118L117 49H119V50H118V51L116 50V52L120 54V52H119V51H121V50H120V49H121V48H120V45H122V44H121V43H118ZM147 44H148V43H147ZM193 44H195V42H194ZM4 45H5V46H4ZM20 45H21V46H20ZM46 45H47V46H46ZM69 45H71L72 48H74V49H72L71 46H70V49H71V50H70V49H67V50H66V48H67ZM73 45H74V44H73ZM93 45H95V47H94ZM41 46H40V47H41ZM58 46H59V48H58ZM65 46H66V48H65ZM74 46H75V45H74ZM144 46H143V47H144ZM179 46H180V47H179ZM186 46H187V47H186ZM87 47H88V48H87ZM92 47H94V48H92ZM110 47L113 48L111 45H110ZM194 47H195V46H194ZM9 48H10L11 50H10ZM28 48H29V49H28ZM32 48H33V49L36 48V51H37V50H38V51H37V52H36V51H32ZM91 48L94 49V50H92ZM114 48H115V47H114ZM141 48H142V47H141ZM186 48H187V49H186ZM192 48H193V47H192ZM8 49H9V50H8ZM15 49H16V50H15ZM26 49H27V50H26ZM56 49H57V50H56ZM190 49H191L193 52L190 51ZM194 49H195V48H194ZM7 50H8V51H7ZM12 50H13V51H12ZM14 50H15V51H14ZM17 50H18V53H17ZM25 50L28 51V54H23ZM34 50H35V49H34ZM53 50H54V51H53ZM91 50H92V51H91ZM172 50H173V51H172ZM30 51H31L32 53H31ZM65 51H64V54H66ZM86 51H87V52H86ZM96 51H97V49H96ZM114 51H115V49H114V50L112 49L113 54L116 53V52H114ZM141 51H142V52H141ZM163 51H164V52H163ZM176 51H177V52H176ZM3 52H4V53H3ZM54 52H55V53H54ZM56 52H57V53H56ZM81 52H82V51H81ZM110 52H111V51H110ZM110 52H109V53H110ZM112 52H111V53H112ZM165 52H166V54H164ZM45 53H44V54H45ZM111 53H110V54H111ZM140 53H138V54H139V59H138V57L136 58V59H138V61L141 60V58H140ZM150 53H151V54H150ZM171 53L173 54V56H172V58H173V59H172L173 62H172V63H174V68H175V69H174V68H169V67H171V65H173V64L170 65V63H169V60H171V58H170L171 55H172ZM6 54H7V55H6ZM20 54H21V55H20ZM22 54H23V55H22ZM30 54L33 55V56H31ZM83 54H84V55H83ZM90 54H92V55H90ZM94 54H96V53H94ZM119 54H116V55L114 54V56H116L115 58L117 59V61H121V56H120ZM121 54H122V53H121ZM168 54H169V55L171 54V55L169 56ZM85 55H86V57H85ZM88 55H89V57H90V56H92V57H90V59H89V58L87 59ZM106 55H107V54H106ZM106 55H105V56H106ZM108 55H109V54H108ZM118 55H119L120 57H119ZM123 55H125V54H123ZM123 55H122V57L124 58L125 56H123ZM144 55H145V56H144ZM167 55H168V58H165ZM66 56H67V54H66ZM73 56H74V58H73ZM105 56H104V58H105ZM111 56H112V55H110V58H111V60H112V57H111ZM126 56H127V55H126ZM153 56H154V55H153ZM156 56L158 57V55H156ZM106 57H107V56H106ZM190 57H191V58H190ZM72 58H73V60H72ZM75 58L79 59L78 62H77V60H76ZM91 58H93V59H91ZM107 58H109V57H107ZM118 58H120V60H119ZM162 58H163V59H162ZM27 59H26V60H27ZM47 59H49L51 62H54L55 59H56L55 64L52 63V65H51V63H49V64H50V65H49L48 63H46V61H47V62L49 61V60H47ZM52 59H53V60H52ZM91 60H92V61H91ZM154 60H156V59L154 58ZM157 60H156L155 62H157V67H158V61H157ZM161 60H162V61H161ZM13 61H14V62H13ZM109 61H110V59H109ZM113 61H115L114 58H113ZM113 61H112L111 63H113ZM20 62H21V63H20ZM31 62H32V61H31ZM74 62H75V63L77 62V67L75 66L76 64H75ZM79 62H80L81 65L79 64ZM90 62H92V63H90ZM136 62H137V60H136ZM140 62H142V60H141ZM170 62H171V61H170ZM13 63H14V64H13ZM29 63H30V62H29ZM44 63H45V64H44ZM108 63L110 64V62H108ZM127 63H126V65H127ZM138 63H139V62H138ZM143 63H144V62L140 63V65H142ZM176 63H177V64H176ZM185 63H186V64H185ZM12 64L15 66V68L13 67ZM30 64H32V63H30ZM34 64H32V66H34ZM53 64H54V65H53ZM72 64H75V65H72ZM78 64L80 65L79 68H78V66H79ZM91 64H92V65H91ZM110 65L112 66V64H110ZM134 65H133V66H134ZM153 65H154V64H153ZM155 65H156V64H155ZM4 66H5V67H4ZM43 66H42V68H43ZM72 66L75 67L78 71H77L75 68H73V69L75 70V72H74V70H72ZM90 66H91V67H90ZM122 66H123V67H122ZM122 66H121V67L124 68L123 70H125V69H126V66H125V65H122ZM183 66H184V67H183ZM2 67L4 68V70H3ZM9 67H11V69H10ZM12 67H13V69H12ZM89 67H90V69H89ZM172 67H173V66H172ZM31 68H32V67H31ZM47 68H48V67H47ZM129 68H130V66L128 67V69H129ZM146 68H145V69H146ZM168 68H169V69H168ZM189 68H190V67H189ZM8 69H10V73H12V71H13V73H12L13 75L9 73L10 75H12V78L9 77L10 75L8 74V72H9ZM43 69L46 70V71L43 70V74H44V72H45V74H46V72H47L46 67L43 68ZM51 69H53V67H52ZM51 69L48 68L49 77H50V73H51L50 70H51ZM54 69H55V68H54ZM109 69H110V66H109ZM120 69H121V68H120ZM170 69H172V70H170ZM183 69H184V70H183ZM34 70L36 71V73L34 72ZM41 70H42V69H41ZM57 70H55V71H57ZM70 70H71V72H70ZM135 70H136V69H135ZM167 70H169V71H171V72L174 70V71L176 72V73L174 72L175 75H173L174 77L172 78V81H171V83H172L173 80H174V82H175V83L173 82L174 85L172 84L171 86H170V85L167 86V83H166V86H167V87H169V88L171 87L169 91H168L169 88H167V87L165 86V84H164V80H166V82H167V79H168V81H170L169 78H168L170 73H168ZM21 71H20V72H21ZM51 71L53 72V70H51ZM55 71H54V72H55ZM72 71H73V73H72ZM109 71H111V70H109ZM118 71H119V70H117V73H116L115 75H117V74L119 73V75H118V79H119V76H120V75H123V74H122L121 70H120L121 73L118 72ZM165 71H166V72H165ZM31 72H32V74H31ZM123 72H124V71H123ZM151 72L153 73L152 75H151ZM158 72H159V73H158ZM189 72H190V71H189ZM34 73H35V74H34ZM41 73H42V71H41ZM41 73H40V74H41ZM75 73H76V74H75ZM87 73H88V74H87ZM126 73H127V74H126ZM155 73H156V74H155ZM165 73H168V74L166 75ZM36 74H37V75H36ZM70 74H72L74 77L76 76V79H73L72 75L70 76ZM74 74H75V75H74ZM145 74H146V73H145ZM171 74H173V73H171ZM5 75L7 76V78H6ZM33 75H34V76H33ZM52 75H55V74H52ZM68 75H69V79H67V80H68V83H67V82H66V78L68 77ZM155 75H156V77H155ZM158 75H159V76H158ZM165 75H166V76H165ZM21 76H22V77H21ZM45 76H46V75H45ZM141 76H142V77H141ZM167 76H168V77H167ZM176 76H177V77H176ZM185 76H187V77H185ZM3 77H5V80H4ZM8 77H9V78H8ZM20 77H21V78H20ZM85 77H87V78H85ZM116 77H117V76H116ZM157 77H159V78H157ZM166 77H167V79H165ZM181 77H182L183 80L181 79ZM38 78H37L36 80H39ZM131 78H134V79L131 80ZM1 79H3L4 81H3V80L1 81ZM71 79H72V80H71ZM155 79H156V80H155ZM170 79H171V77H170ZM14 80H15V79H14ZM14 80H13V81H14ZM74 80H75V82H74ZM87 80H88V79H87ZM136 81H137V78H136ZM140 81H141V82H140ZM154 81H155V82H154ZM156 81H157V82H156ZM179 81H180L181 83H179ZM182 81H183V83H184L185 85L182 84ZM185 81H186V82H185ZM14 82H15V81H14ZM34 82H35V83H34ZM39 82H40V81H39ZM39 82H38V83H39ZM73 82H74V83H73ZM129 82H130L131 85H128ZM153 82H154V83H153ZM17 83H18V81L16 82V84H17ZM28 83H29V84H28ZM33 83H34V84H33ZM66 83H67L68 85H67ZM169 83H170V82H169ZM26 84H28V86H29L28 88H29V89H27V87H26L27 85H26ZM30 84H31V85H30ZM69 84L72 85V88H71V85H70V87H69ZM86 84H87V81H86ZM181 84L184 85V86L180 87ZM13 85H15V87H14ZM24 85H26V86H25V87H26V90H25V88H24ZM35 85H36V86H35ZM66 85H67V86H66ZM178 85H179V86H178ZM45 86H46V85H45ZM45 86H44V87H45ZM83 86H84V88H83ZM146 86H145V87H146ZM156 86H157V87H156ZM173 86H174V88H173ZM21 87H20V88H21ZM34 87H35V88H34ZM44 87H43V88H44ZM66 87H67V90H69L68 88H70V91H71L70 94H72V92L75 91V92L72 94V96H71L69 93H68L69 95L66 93V92H67V90H65ZM127 87H128V88L130 87V90L133 89L134 91L131 90V93H129L130 90H129ZM165 87H166V89H167L166 92H167V94H169V95L165 94V89H164ZM20 88H19V90H20ZM45 88H46V87H45ZM151 88H152V89H151ZM153 88H154V89L157 88V89L155 90L156 92L154 91ZM184 88H183V90H184ZM3 89H5V90H3ZM83 89H84L86 92H84ZM137 89H138V90H137ZM1 90H3V91H1ZM21 90H22V88H21ZM53 90H54V91H53ZM128 90H129V91H128ZM146 90H145V91H146ZM42 91L45 92L44 94L47 96V97L44 99V101L47 100V101H46L47 103H45V102L43 101V98L41 99V97H44V96H41V95H43V94H40ZM64 91H66V92H65L66 95L64 94ZM70 91H68V92H70ZM95 91L97 92V90H95ZM98 91H99V90H98ZM145 91H144L143 93H145ZM147 91H146V92H147ZM184 91H185V90H184ZM1 92H2L3 94H1ZM39 92H40V93H39ZM43 92H42V93H43ZM83 92H84V95H85V96L83 95ZM132 92H137V94H134V95H137V97H138L139 95H141L140 97H138V98H141V99H142V100L140 99L141 102H143V99H145V98L147 99V101H146V102H147V105H146L147 108L145 107V105H144V106L142 105L143 108L145 107V108H144V111H145V112L140 111L139 103H137L138 105H135V104H134L135 101H136V102H137V101L139 102V99H138V100H135V98H134L135 96L132 95V94H133ZM149 92H148V93H149ZM159 92H161V95H158ZM168 92H169V93H168ZM9 93H10V92H9ZM98 93H99V92H98ZM127 93H129V94H131V95L133 96V97H131V95H128L129 98L131 97L132 101H133V99L135 100V101H133V103H131V102H132L131 99L129 100L128 97H126V96H127ZM162 93H163V95H162ZM181 93H184V92L182 91ZM39 94H40V95H39ZM125 94H126V95H125ZM159 94H160V93H159ZM164 94H165V96H168V97H166L168 100H165L166 103H167L166 105L164 104L165 101H162V102H164V103H162V104H164L166 108L164 107V108H165V111H163V112L161 113L160 110H161L162 106H161V108H160V105H157V106H156V105L154 104V102L156 101V103H161L160 100H161V97L164 96ZM8 95H7V96H8ZM64 95H65V97H64ZM143 95H144V94H143ZM30 96H31V98H30ZM40 96H41V97H40ZM82 96H83L84 98H83ZM10 97H11V98H10ZM51 98H52V100H51ZM82 98H83V99H82ZM148 98H149V100H148ZM70 99H69V100H70ZM84 99H85V100H84ZM164 99H165V98H164ZM182 99H183V98H182ZM25 100L29 101V103H32V104H33V102H34V103L36 104V106H37L41 101H43V104H44V103H45V104L42 105V107L45 106V105H46V107H45V108H44V107L42 108V107H41V103H42V102H41V103L37 106V107H38V110H36V109H35V108H36V107H35V104H34V105H32V104L30 105V104L28 103V105L26 106L27 103L24 102ZM71 100H70V101H71ZM83 100H84V101H83ZM151 100H152V101H151ZM20 101H22V102H20ZM81 101H83L82 106H80ZM129 101H131V102H129ZM148 101H149V102H148ZM150 101H151V102H150ZM167 101H168V102H167ZM38 102H39V103H38ZM52 102H51V103H52ZM136 102H135V103H136ZM141 102H140V103H141ZM25 103H26V104H25ZM95 103H96V102H95ZM129 103H130V104H129ZM150 103H151L152 105L154 104V105L157 107V109H158V106H159V108H160L159 112H160V113L157 111L159 115H158L157 113L155 114V113L153 112V113L155 114V115H154V114L152 113V114L154 115V117H153V115L150 114L149 110H151L152 108H153V110H154V108H155V107H153L154 105L152 106ZM169 103H170V104H169ZM177 103H178V105H177ZM12 104H14V105H12ZM49 104H50V102H49ZM53 104H55V103H53ZM61 104L59 103L60 106L57 105V102H56V104H55L56 107H59V108H57V109H59V111H60V107L63 105V104H62V105H61ZM87 104H88V102H87ZM142 104H143V103H142ZM162 104H161V105H162ZM15 105H18L19 108H18L17 106L14 107ZM89 105H91V104H89ZM94 105H95V106H92V109H94L98 104H97V105L94 104ZM112 105H113V104H112ZM114 105H116V104H114ZM132 105H135V106H133V107H134L133 109H132ZM140 105H141V104H140ZM148 105H150V107H151V106H152V107L150 108V107H148ZM28 106H30V107H28ZM31 106H32V109H31ZM51 106H52V105H51ZM51 106H50L49 108H51ZM108 106H109V105H108ZM136 106H137V107H136ZM176 106H177V108H175ZM56 107H55V108L53 107L52 111L54 110V111L57 112L58 110H55ZM67 107H68V108H67ZM80 107H81L82 109H81ZM87 107H89V106L87 105ZM93 107H94V108H93ZM112 107H113V106H111V108H112ZM115 107H116V106H115ZM130 107H131V108H130ZM140 107H141V106H140ZM29 108H30V109H29ZM39 108H40V109H39ZM41 108H42V109H41ZM61 108H62V107H61ZM98 108H99V105H98ZM111 108H110V109H111ZM141 108H142V107H141ZM143 108H142V109H143ZM148 108H149V109H148ZM164 108H162V109L164 110ZM28 109L31 110V111H29ZM83 109H84V110H83ZM86 109H87V108H86ZM96 109H97V108H96ZM100 109H101V107H100ZM121 109H122V108H121ZM121 109H120V110H121ZM146 109H147V110H146ZM157 109L155 108V110H157ZM176 109H177V110H176ZM26 110L29 111V114L27 113ZM90 110H91V108L89 109V112H90ZM94 110H95V109H94ZM94 110H93V111L91 110V111L94 113V115L96 114V117H97V114H99V113H96V112H97L99 109L96 110V111H94ZM108 110H109V107H107V111H106V112H108ZM111 110H112V109H111ZM153 110H151V111H153ZM25 111H26V112H25ZM54 111H53V113H54ZM87 111H88V109L86 110V112H87ZM99 111H100V110H99ZM2 112H0V113H2ZM42 112H44V113L46 114V113L48 112V110H46V112H45V111H42ZM56 112H55V113H56ZM92 112H90V113H92ZM109 112H110V111H109ZM111 112H112V111H111ZM124 112H125V113H124ZM127 112H128V113H127ZM147 112H148V114L146 115ZM9 113H10V114H9ZM67 113H68L69 117H68ZM27 114H28V115H27ZM47 114H48V113H47ZM47 114H46V116H47ZM59 114H60V113H59ZM107 114H108V113H107ZM107 114H106V115H107ZM109 114H110V113H109ZM160 114H162V116H161V120H160L159 118L156 119L157 117L160 116ZM52 115H53V114H52ZM54 115H56V116H57V119H58V118L62 115V113L59 115V117H58L57 114H54ZM94 115H93V117H94ZM150 115H152V116H150ZM157 115H158V116H157ZM174 115H175V119H173V118H174ZM46 116H45V117H46ZM90 116H91V114H89V118H90ZM99 116H100V118H101L102 115L99 114ZM99 116H98L97 118H99ZM130 116H128V117H130ZM155 116H156V118H155ZM54 117H55V116H54ZM54 117H53V118H54ZM91 117H92V116H91ZM96 117H95V118H96ZM74 118H75V120H74ZM89 118H88V123L86 122L87 124H89V122H90V121H89ZM103 118H104V119H103ZM176 118H177V121H176ZM2 119H3V120H2ZM37 119H38V118H37ZM76 119H77V120H76ZM91 119L93 120V118H91ZM91 119H90V120H91ZM170 119H173L174 121H170ZM54 120H55V119H54ZM85 120H87V119H85ZM92 120H91V122H92ZM96 120H97V119H95V120H93V121H96ZM108 120H110V123H108V122H109ZM137 120H136V121H137ZM155 120H156V121L159 120V121L161 122V123L159 122V124H160V125H159L160 128H162L163 130H165V131L162 130V131L165 132V133H164V135H163L164 137H162V138H160V139H162L163 142L166 141L165 144H167V146H168V147H166V149L170 147L169 149L166 150V153H165V148H164L165 145L161 144V145H162V147H161V146L158 144L159 146L155 147L156 144H157L156 140H157V138L159 139V136H160V135H157V136H156L157 132H156V134H155L156 137H155V136H152V138H150L151 135L154 134L153 132L157 131L156 129L159 127V126L155 125V124L157 123ZM7 121H8V123H7ZM12 121H13V122H12ZM55 121H56V120H55ZM80 121H81V120H80ZM98 121H99V120H98ZM36 122H37V121H36ZM127 122H128V121H127ZM155 122H156V123H155ZM174 122H178V124L175 123L176 125L174 126V125H173ZM43 123H44V125H42ZM81 123H82V122H81ZM81 123H80V124H81ZM83 123H84V120H83ZM83 123H82V126L85 124V123H84V124H83ZM96 123L99 124V122H97V121H96ZM96 123L94 124V122H93V124H92V123H91V124H92V126L95 125V126L97 127ZM122 123H123V124H122ZM129 123H130V122H129ZM131 123H130V125H131ZM154 123H155V124H154ZM52 124H53V121H52ZM52 124H51V125H52ZM54 124H55V123H54ZM91 124H89V126H91ZM117 124H118V123H117ZM117 124H116V125H117ZM157 124H158V123H157ZM7 125H6V127H7ZM126 125H127V124H126ZM130 125H127V126H129V127H133V126H130ZM154 125H155L156 127H155ZM172 125H173V127H171ZM45 126H46V127H45ZM82 126H81V127H82ZM85 126H86V124H85ZM95 126H94V127H95ZM137 126H138V127H137ZM153 126H154V128H153ZM28 127H29V128H28ZM74 127H75V128H74ZM83 127H84V126H83ZM86 127L88 128V126H86ZM86 127H84V128H86ZM96 127H95V128H96ZM129 127H128V128H129ZM135 127H133V128H135ZM141 127H142V128H141ZM18 128H19V129H18ZM21 128H22V131H21ZM27 128H28V129H27ZM52 128H53V129H52ZM73 128H74V129H73ZM78 128H79V127H78ZM87 128H86V129H87ZM95 128H94V130H95ZM126 128H127V127H126ZM126 128H125V130H126ZM128 128H127V129H128ZM152 128H153V129H152ZM160 128H158V129H160ZM171 128H172L173 131H175L174 129H176V131H175V132L171 131ZM24 129H25V130H24ZM67 129H68V130H67ZM79 129H80V131L82 130L83 133H84L83 128H79ZM90 129H91V131H90ZM10 130H11V131H10ZM27 130H29V131H27ZM44 130H45V131H44ZM72 130H73V131H72ZM97 130H98V129H97ZM97 130H96V131H97ZM116 130L118 131V129H116ZM116 130H115V132H116ZM129 130H130V128H129ZM134 130H136L135 133L133 132ZM137 130H138V131H137ZM152 130H154V131L152 132ZM6 131H7V130H6ZM20 131H21V133H20ZM23 131L26 133V135H25V133H22ZM26 131H27V132H26ZM30 131H31V132H30ZM55 131H56V130H55ZM55 131H54V132H55ZM77 131H78V134H76V135H79V132H80V131H79V130H77ZM77 131H76V133H77ZM85 131H86V130H85ZM96 131H95V132H96ZM119 131H118V132H119ZM168 131H171V132H169V134H168ZM0 132H1L0 135L2 136L3 133H2V131H0ZM49 132H50V133H49ZM54 132L51 133V135H50V136H47V137H49L50 139H54V140H53L54 142H52L53 144L51 143V141L49 142V144H50V143L52 144V146L50 145V146H51V148H50L51 151L56 150V153H55V155H54L53 157H52L51 153H50V154L48 153L49 155H48V156H47V155L45 156L46 159H48V161L45 160V159H43V160H41V161H43V162L40 163V165H41L42 163H43L44 165H46V162H44V160L47 161V163H48L49 161H51L52 164H51L50 162H49L50 164L48 163L49 165L47 164V167H48V166H49V167L52 166V167H51L52 169L50 168L49 170H53V167H55V166H54L55 162H56V161H57V162L59 161V160H58V157H59V159H60V155L58 156V153L61 154V152L63 151V149H64V147H65V146H63V144H62V145H60V144L57 145V143L55 142L56 139L54 138V137H55V136H54ZM65 132H68L69 135L66 136L68 133L66 134ZM118 132H117L116 134H113V135L116 136V135H119V134L121 133V132H119V134H118ZM151 132H152V134H151ZM159 132H161V130H159ZM159 132H158V133H159ZM163 132H162V134H163ZM29 133H32V134H29ZM85 133H84V134H85ZM97 133H98V132H97ZM133 133H134V134H133ZM173 133H174V136H172ZM7 134H8V133H7ZM22 134H23V135H22ZM52 134H53V135H52ZM74 134H75V132H74ZM80 134H81V133H80ZM84 134H83V136H84ZM121 134L124 135L123 133H121ZM159 134H161V133H159ZM18 135H19V136H18ZM21 135H22L23 137H22ZM24 135H25V136H24ZM27 135H28V136H27ZM38 135H39V136H38ZM113 135H112V136H113ZM15 136H16V137H15ZM52 136H53V137H52ZM71 136H72V135H71ZM71 136H70V137H71ZM119 136H120V135H119ZM136 136H137V137H136ZM161 136H162V135H161ZM176 136H177V135H176ZM2 137H3V136H2ZM20 137H21V138H20ZM73 137H74V135H73ZM76 137H77V136H76ZM78 137H79V136H78ZM80 137L82 138V136H80ZM116 137H117V136H116ZM116 137L113 136L112 139H114V138H116ZM153 137H155V138H153ZM166 137H167V136H166ZM81 138H79V141H81ZM117 138H118V137H117ZM121 138H122V140H123L124 137H123V136H122V137L120 136V137L117 139V140H119L118 142H122V140H120ZM128 138H129V137H128ZM2 139H3V138H2ZM27 139H28V140H27ZM32 139H33V141H32ZM39 139L41 140L42 138H39ZM69 139H71V140H70V143H71V142H72V138H69ZM73 139H74V138H73ZM83 139H84V138H83ZM125 139H126V138H125ZM145 139H147V140H146V143H147V141L150 142L149 140L154 139V140H153L154 143H153L152 141H151V142H152L155 146H153V144H152L151 151L148 150L149 152H152L151 155H150V154H148V156L145 155V158H143L144 160L141 159L144 163H143L141 160H140V163H138V162H139V158H140V157L142 158L143 155H144V153H145L144 150H147V148L145 149L143 146L145 145V147H146V146L149 144V143H148V144L146 145V143H145L144 145L142 144L143 146H141V142H142L143 140L145 141ZM168 139H169V138H168ZM18 140H19V141H18ZM23 140H25V141H23ZM67 140H68V139H67ZM67 140H66V141H67ZM0 141H2V140L0 139ZM38 141H39V140H36V141H35L36 145L39 144ZM68 141H69V140H68ZM68 141H67V143H68ZM73 141H74V140H73ZM82 141H83V140H82ZM123 141H124V140H123ZM144 141H143V142H144ZM3 142H5V141H3ZM7 142H8V146H7ZM96 142H97V144H94V143H93V145H95L94 148H95L97 145H99V143H98L97 140H96ZM102 142H103V143H102ZM114 142H115V143H114ZM125 142H126V141H125ZM130 142H132V143H130ZM151 142H150V143H151ZM155 142H156V143H155ZM9 143H10V145H9ZM11 143H12V144H11ZM13 143H14V144H13ZM55 143H56V144H55ZM63 143H64V142H63ZM67 143L65 142L64 144H67ZM83 143H84V142H83ZM83 143H82V144H83ZM122 143H123V142H122ZM158 143H159V142H158ZM2 144H3V143H2ZM123 144H124V143H123ZM125 144H127V143H125ZM13 145H14V146H13ZM55 145H56V146H55ZM105 145H106L108 148H107ZM127 145H128V144H127ZM133 145H134V146H133ZM149 145H151V144H149ZM18 146H19V144H18L17 146H15V147H16L15 150H20L21 147H18ZM62 146H63V148H62ZM99 146H101V145H99ZM99 146L96 147V148H97L98 150H99V149H102V148H99ZM6 147H7V148H6ZM47 147H48V146H47ZM52 147H54V148L56 147V149H54V148H52ZM141 147H143L144 150H141ZM154 147H155V148H154ZM17 148H19V149H17ZM57 148H58V152H57ZM60 148H61L62 150H61ZM161 148H163L164 150L161 149ZM3 149H2V150L0 149L1 152H4ZM8 149H7V151H6L5 153H7V157L9 158V157H10V156H9V155H10V152H9ZM50 149H49V150H50ZM84 149H85V148H84ZM84 149H83V150H84ZM125 149H126V148H125ZM130 149H131V152H130ZM149 149H150V148H149ZM152 149H155V150H152ZM116 150H117V149H116ZM116 150H115V151H116ZM161 150H162V151H161ZM172 150H173V148L170 150V152H171ZM25 151H26V150H25ZM60 151H61V152H60ZM106 151H105V152H106ZM120 151H121V150H120ZM120 151H116V152H120ZM122 151L125 152L124 148H123ZM143 151H144V153L141 154V152H143ZM148 151H147V152H148ZM8 152H9V154H8ZM23 152H24V151H23ZM116 152L113 151V153H115V154H116ZM126 152H125V154H126ZM5 153H3V154L1 153V154H0V155H3V156H2L3 158L0 156V157L2 158V159L0 160V162L3 160L2 163H0L1 166H2V165L5 166L4 164H7L8 162H10L9 159H11V158L8 159L6 156H4ZM14 153H15V151H14ZM25 153H26V152H25ZM168 153H169V152H168ZM15 154H16V153H15ZM15 154H14V155H15ZM46 154H47V152H46ZM90 154H91V155H90ZM115 154H114V155H115ZM146 154H147V153H146ZM169 154H171V153H169ZM169 154H167V155L170 156ZM12 155H13V151H12ZM12 155H11V156H12ZM14 155H13V157H12L13 160H15V159H19V158L21 157L22 161L25 162L24 157L26 156V154H22L21 156L18 155L19 157L16 156L17 154L15 155L16 157H14ZM23 155H24V157H22ZM116 155H117V154H116ZM116 155H115V156H116ZM119 155H120V153H119ZM141 155H142V156H141ZM158 155H160L159 158H158ZM167 155L165 156L166 158H167ZM49 156H50V157H49ZM56 156H57V157H56ZM150 156H153V157L155 156V157H156L155 159H153L154 162L151 161L152 158H151ZM45 157H44V158H45ZM48 157H49V158H48ZM51 157H52V158H51ZM54 157H55V159H54ZM105 157H107V158H105ZM117 157L119 158L118 155H117ZM117 157H116V158H117ZM160 157H161V158L163 157V160H164V161L162 160L161 164H158V161L161 160ZM5 158H7L8 160H6ZM157 158H158V159H157ZM169 158H170V157H169ZM21 159H19V161H18V160H15V161L18 163V162H20ZM49 159H50V160H49ZM52 159H53V160H52ZM95 159H94V161H96ZM4 160H5V161H4ZM7 161H8V162H7ZM15 161H14V163L11 161L12 164H15ZM87 161H86V162H87ZM91 161H92V160H91ZM3 162H5V163L3 164ZM6 162H7V163H6ZM11 162H10V163H11ZM23 162L20 163V165H24L25 163L28 164V163H27V162H28V161H27V158H26V162H25L24 164H23ZM57 162H56V163H57ZM92 162H93V161H92ZM126 162H127V163H126ZM17 163H16V164H17ZM81 163H80V164H81ZM124 163H125L126 165H124ZM141 163L144 164V167H143V165H142L143 168L141 167V165H138V164H141ZM162 163H163V164H162ZM12 164H11V165H12ZM18 164H19V163H18ZM18 164H17V165H18ZM26 164H25V165H26ZM75 164H76V166H75ZM156 164H157V166H156ZM165 164H164V165H165ZM7 165H8V164H7ZM7 165H6V166H7ZM9 165H10V164H9ZM50 165H51V166H50ZM15 166H16V165H15ZM74 166H75V167H74ZM81 166H82V165H81ZM20 167H21V166H20ZM22 167H23V166H22ZM49 167H48V168H49ZM82 167H83V166H82ZM92 167H93V168H92ZM136 167H137V168H136ZM138 167H140V168L143 169V170L140 169V171H139V168H138ZM155 167H156V169L154 170ZM164 167H165V166H164ZM164 167H162V168L164 169ZM158 168H160V166H159ZM162 168H160L159 171H162ZM80 169H81V168H80ZM80 169H78V170H80ZM83 169H84V170H83ZM71 171H72V172H71ZM80 171H81V170H80ZM83 171H85V168H84V167L82 168V172H83ZM96 171H95V172H96ZM49 172H50V171H49ZM117 172H118V173H117ZM156 172H157V173H156ZM72 173H73V174H72ZM98 173H99V174H98ZM133 173H134V174H133ZM71 174H72V175H71ZM116 174L118 175V177H116ZM130 174H131V175H130ZM135 174H136V175L138 174V178H139V179L137 178V176H136ZM70 175H71V176H70ZM134 175H135V177H134ZM47 176H48V178H49V173H48ZM68 176H69V178H68ZM81 176H84V177H81ZM133 177H134V178H133ZM78 178H79V179H78ZM84 178H85V179H84ZM91 178H93V179H91ZM100 178H101V176H100ZM135 178L138 179L139 182H138V180H136L135 183H136V184L138 183L137 185H135V183L133 182L134 185H135V189H134V188H133V185L131 184V182H132V181H135ZM150 178H151V179H150ZM45 179H46V178H45ZM49 179H50V178H49ZM49 179H48V181H50ZM83 179H84V180H83ZM149 179H150V181H149ZM90 180H89V181H90ZM113 180H112V181H113ZM48 181H47V183H48ZM93 181L96 182L95 180H93ZM93 181H92V182H93ZM45 182H46V181H44V183H43L44 185H45ZM105 182H104V184H106ZM90 183H91V184H90ZM87 184H88V183H87ZM92 184H93V185H92ZM68 185H69V186H68ZM73 185H74V187H73ZM75 185L77 186V188H76ZM91 185H92V186H91ZM138 185H139V186H138ZM67 186H68V187H67ZM93 186H95L96 188H93ZM97 186H98V187H97ZM131 186H132V188H133V189L131 188L132 190L130 189ZM136 186H138V187H136ZM89 187H92V188H93V189L91 188L92 191H91V190L89 191V189H90ZM101 187H102V186H101ZM88 188H89V189H88ZM137 188H138V189H137ZM102 189H103V188H102ZM85 190H86V191H85ZM112 190H110V191H112ZM136 190H137V191H136ZM95 191H96V190H95ZM135 191H136V192H135ZM151 191H154V192H151ZM73 192L69 191V193H71V195H72ZM87 192H88V193H87ZM96 192H97V191H96ZM133 192H134V193H133ZM142 193H143V195H142ZM151 193H152V194H151ZM140 194H141V195H140ZM69 196H70V194H69ZM75 197H73V198H75ZM77 197H78V198H77ZM83 197H85V199H84ZM153 197H152V198H153ZM86 198H87V199H86ZM150 198H149V199H150ZM83 199L86 200L89 204H86L87 202L85 203V201H83ZM129 199H130V201H129ZM137 199H138V198H137ZM144 199H145V200H144ZM127 200H128L129 202H128ZM131 200H133V201L131 202ZM139 200H141V198H139ZM90 201H91V200H90ZM142 201H141V202H142ZM82 202H84L85 206H86V205H88V206H87V207H84V204H82ZM125 202H126V203H125ZM135 202H133V203H135ZM147 202H148V201H147ZM147 202H146V203H147ZM121 203H122V204H121ZM124 203H125V204H124ZM136 203H135V204H136ZM123 204H124V205H123ZM82 205H83V206H82ZM120 205H123V208L125 207V205H128V206H127V208H124V210H123V208L120 207ZM130 205H131V204H130ZM139 205H140V203H139ZM141 205H142V203H141ZM141 205H140V206H141ZM140 206H137V207L140 208ZM83 207L85 208V210H84ZM119 207H120V208H119ZM131 207H132V205H131ZM131 207H130V209H131ZM134 207H135V208H134ZM134 207H133V208H134V210H135L137 207H136L135 205H134ZM142 207H143V205H142ZM142 207H141V208H142ZM86 208H87V209H86ZM108 208H109V209H108ZM118 208H119V209H118ZM121 208H122V209H121ZM133 208H132V209H133ZM139 208H137L136 210H138ZM141 208H140V212H141V210H142ZM64 209H65V208H64ZM64 209H63V210H64ZM82 209H83V210H82ZM63 210H62V212H63ZM75 210H76V209H75ZM122 210H123V211H122ZM134 210H132V213H133V214H134ZM79 211H80V212H79ZM64 212H65V211H64ZM64 212H63V213H64ZM76 212H77V210H76ZM125 212H126V214H125ZM117 213H118V215H120V216H122V217H121V219L117 220L118 223H114V225H115V224H118L120 227H117L118 225H116V226H115L116 228H112V231H109V228L112 227V226H111V225H112V221L114 222V220H113L114 218H113V217H114V215L117 214ZM137 213L139 214V210H138L135 214H137ZM85 214L87 215V212H86ZM122 214H123V215H122ZM133 214H130V215H133ZM135 214H134V215H135ZM86 215H85V216H86ZM85 216H84V217H85ZM116 216H117V215H116ZM116 216H115V218H116ZM120 216H118V217L120 218ZM118 217H117V218H118ZM135 217H136V215H135ZM135 217L133 216L132 218H135ZM117 218H116V219H117ZM129 218H130V217H129ZM83 220H84V219H83ZM129 220H131V219H128L126 222H128ZM132 220H133V219H132ZM115 221H116V220H115ZM117 221H116V222H117ZM78 222H79V221H78ZM126 222L124 221L125 224H126ZM101 223H102V224H101ZM80 224H79V225H80ZM127 224H128V223H127ZM101 225H102V226H101ZM110 226H111V227H110ZM122 227H123V226H122ZM86 228H87V229H86ZM120 228H121V229H120ZM84 229H86V230H84ZM110 230H111V229H110ZM108 231H109V232H113L114 234H116V235H114V236H113V234H112L113 237L110 236L111 239L109 238V240H108V238H107V237H109V236H107V235H110ZM115 231H116V232H115ZM92 233H93V232H92ZM107 233H108V234H107ZM123 234H124V235H123ZM123 234H122V232H121V235H120V236L117 235L116 240H118L120 237L122 238V237H125V236H126V233H123ZM122 235H123V236H122ZM132 235H133L132 233L129 234V238H130V240H131V238H133ZM106 236H107V237H106ZM89 240H90L91 242H90ZM88 242L91 243V244L87 245ZM103 242H105V245H106V244L109 245V247L106 245V248L104 249V246H103L102 249H104L103 252H105V253H103V255H102V254H100V250H101V249H100V245H101ZM111 243L114 244V246H116V247L111 246ZM116 244H117V243H116ZM102 245H103V244H102ZM102 245H101V246H102ZM118 245H120V243H118ZM118 247H119V246H118ZM88 248H89V250H88ZM118 249H119V248H116V251H117ZM114 250H115V249H114ZM111 251H112V252H111ZM116 251H114V253H115ZM129 251H130V250H129ZM101 252H102V251H101ZM121 252H122V251H121ZM101 255H102V256H101ZM112 255H113V254H112ZM83 256H84V257H83ZM104 256H105V257H104ZM109 259H110V261L112 260V262H109Z\"/></svg>", "mask_w": 264, "mask_h": 264}]
</instances>
